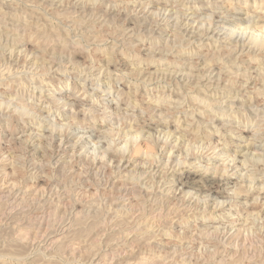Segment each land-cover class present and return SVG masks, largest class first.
<instances>
[{
  "label": "rangeland",
  "instance_id": "obj_1",
  "mask_svg": "<svg viewBox=\"0 0 264 264\" xmlns=\"http://www.w3.org/2000/svg\"><path fill=\"white\" fill-rule=\"evenodd\" d=\"M15 1V3H14ZM21 2H18V0H0V13L5 12L3 14L6 15V21L4 19L1 20L0 18V25H2V28L0 26V246L1 248H6L5 246L9 243L8 246L13 245V243H17V241H26V248L28 249V244H29V253H30V258H35L38 259L37 256L42 257L43 254L46 255H51L56 257L53 262L54 264H133L139 263L142 260V255H144V258L149 259V262L147 264H152L155 259L156 262L153 264H179L181 263L178 262L179 259L183 261V264L189 263L191 264H207L209 263V258H210V263L209 264H216L227 262L226 264H230L232 261L231 259H236V256L242 255V250L246 247L245 245L251 247V244L256 246V250H254L253 246L249 247L248 250H243L245 252L243 254V260L242 264H260L259 258H262L264 263V208L259 210V213H254V218L253 221L256 222L255 224L253 223L252 220H250L253 215H250L246 212H243L240 214L242 218L239 215H232L227 217V220L220 221V220H215L214 222L212 220L208 221L205 216H201L200 213L198 212L199 210H203L204 205H203V199L202 196L196 194L194 191L193 193L191 192V196L187 195L186 197L189 199L191 204H188V207L184 205L183 199L187 200L188 199L182 198V194L180 193L179 186L177 183V180L179 177L183 176V174L189 170V167L184 164V160L182 156L180 155V151H182L183 147L181 143L176 136L169 133L167 130L164 128H157L155 134H154V139L155 137L158 136L155 140L159 139L160 142L159 144H155L152 139L148 140V134L146 132L147 129L144 130L146 126H148L154 117V120L160 121V122H168L170 124H173V122L176 120V118H171L167 117V119L163 120L161 118L158 119L156 117L157 115L156 112L154 111L153 103L155 100H157L159 97H171V100L173 101L174 98L177 100L178 98H181L182 101L177 105L175 102L173 104V108L175 110V113L177 114L175 117L179 118L181 117V113H183L187 109V104L189 101H185V97L187 94L190 93V89H195L198 88L199 85L202 81V79H206L208 76V73H211V70H214L217 67L219 68H225L229 67L232 65H238L242 60L244 62H247L245 60H248V57L245 55L247 54L246 52V40L247 38H250L252 35L251 28L248 31L244 32V38H243V33H236L239 32L240 30L237 29L236 27L244 28L247 27L249 28L250 25L255 29L258 21L261 22L263 20L262 16L264 13L261 8L254 7L253 5V0H249L248 3H246L248 0H83V4L79 0H30L29 2L27 0H19ZM63 1V2H62ZM102 1V2H101ZM104 1V2H103ZM110 1V2H109ZM130 1V2H129ZM163 1V2H162ZM191 1V2H190ZM195 1V2H194ZM25 2V3H23ZM28 2V3H26ZM40 2V3H39ZM53 2V3H52ZM60 2V3H59ZM70 2V3H69ZM81 4H79V3ZM90 3V5L88 4ZM92 2V4H91ZM95 2V3H94ZM97 2V3H96ZM100 2V3H99ZM121 2V3H120ZM132 2V3H131ZM136 2V3H135ZM142 2V3H141ZM145 2V3H144ZM168 2V3H167ZM193 2V3H192ZM199 5H204L199 6ZM218 2V3H217ZM33 3V4H32ZM49 3V4H48ZM59 6V4H61ZM74 3V5H73ZM115 3V4H114ZM119 3V7H117ZM127 3V4H125ZM131 3V4H130ZM136 4L135 7L134 4ZM139 3V4H138ZM144 3V4H143ZM150 3V4H149ZM189 3V5H188ZM228 3V4H227ZM7 4V5H6ZM32 6H31V5ZM40 4V5H39ZM47 4V5H46ZM70 4V5H69ZM87 4V5H86ZM96 6L94 7V5ZM111 4V6L109 5ZM138 4V5H137ZM146 4V5H145ZM148 4V5H147ZM175 4V5H174ZM184 4V5H183ZM186 4V5H185ZM196 7H195V5ZM218 4V5H217ZM233 4V5H232ZM51 5V6H50ZM58 5V6H56ZM70 7H69V6ZM83 5V6H82ZM93 5V6H92ZM105 5V6H104ZM125 7H124V6ZM127 5V6H126ZM133 6L131 8V6ZM140 5V8H139ZM151 5V7H150ZM188 5V6H187ZM193 5V6H192ZM214 5V6H213ZM221 5V6H219ZM224 5V6H223ZM247 5V6H245ZM8 6V7H7ZM20 6V7H19ZM22 6V7H21ZM24 6V7H23ZM67 6V7H66ZM110 6V7H109ZM116 9H114L113 8ZM148 6V7H147ZM189 8H187V7ZM192 6V7H191ZM207 6V9H206ZM213 6V7H212ZM224 8H223V7ZM226 6V8H225ZM231 6V7H228ZM58 7V8H57ZM85 7V9H84ZM87 7V8H86ZM94 10L91 11L90 10ZM97 7V8H96ZM107 7V8H106ZM109 7V8H108ZM128 7V8H127ZM145 9H144V8ZM195 7V9H194ZM198 7V8H197ZM14 8L17 10H14ZM52 8V9H51ZM63 8V9H62ZM67 8V9H64ZM69 8V10H68ZM80 8V10H79ZM94 8V9H93ZM147 8V10H146ZM211 10H210V9ZM11 9V11H10ZM34 11H33V10ZM61 12H60V10ZM124 9V10H123ZM135 9V10H134ZM139 11H138V10ZM155 9V11H154ZM159 9V11H158ZM185 9V10H184ZM188 9V10H187ZM216 9V10H215ZM228 11H227V10ZM244 9V10H242ZM13 10V11H12ZM19 10L21 13H19ZM24 10V11H22ZM27 10V12H26ZM76 10V11H75ZM100 10V11H99ZM106 10V11H105ZM130 10V11H129ZM132 10V11H131ZM172 10V11H171ZM180 10V13H178ZM220 12L218 13L217 12ZM253 10V12H252ZM31 11V12H30ZM58 11V12H56ZM63 11V12H62ZM75 13H71V12ZM97 11V12H96ZM105 11V12H104ZM121 11V12H120ZM150 11V12H149ZM158 11V12H157ZM168 11V12H167ZM170 11V12H169ZM174 11V12H173ZM193 11V12H192ZM197 11V12H196ZM205 11V12H203ZM225 11V13H223ZM249 11V12H248ZM258 11V12H257ZM259 11H261L259 13ZM263 11V12H262ZM12 12V15H11ZM17 12V13H16ZM35 12V13H34ZM56 12V14H54ZM61 13V19H57L59 14ZM64 12H69V16L66 15L67 17H70L69 19L62 13ZM77 12V13H76ZM88 12V13H87ZM93 12L95 14L94 17L90 13ZM153 12V13H152ZM163 14H162V13ZM217 12V14L214 13ZM222 12V13H221ZM227 12V13H226ZM230 12V13H228ZM15 15H21L24 21H26L30 26L29 28H23L21 25L17 22H13L12 16ZM31 13V14H29ZM40 13V14H39ZM58 13V14H57ZM80 13L86 14L80 16ZM97 13V14H96ZM103 13V15H102ZM116 13V14H115ZM132 13V14H131ZM150 13V14H149ZM152 13V14H151ZM186 15V18L184 15ZM187 13H189L187 15ZM197 13V14H195ZM214 14L212 17H210ZM250 13V14H249ZM34 14V15H33ZM38 14V15H37ZM68 14V13H67ZM77 16L75 17V15ZM79 14V15H78ZM89 14L91 17H89ZM101 14V15H100ZM131 14V15H130ZM143 14V15H142ZM168 14V16H167ZM193 14V17L191 15ZM219 14V15H218ZM223 14V15H222ZM225 14V15H224ZM254 14V15H253ZM10 17H9V16ZM28 15V16H27ZM32 15V17H31ZM36 15V16H35ZM41 15V16H40ZM53 15V16H52ZM72 15V16H71ZM97 15V16H96ZM101 17H100V16ZM150 15V16H149ZM155 15V16H154ZM160 15V16H159ZM171 15H173L171 17ZM202 15V16H201ZM234 15V16H233ZM253 17H252V16ZM257 15V17L255 16ZM259 15V16H258ZM261 15V16H260ZM34 16V17H33ZM40 16V18H36ZM48 16V18H47ZM64 16V17H63ZM115 18H114V17ZM128 16V17H127ZM137 16V17H136ZM175 16V17H174ZM200 20H199V18ZM205 16V17H204ZM208 16V17H207ZM222 17V19L220 17ZM241 18H240V17ZM45 17V18H44ZM54 17V18H52ZM60 17V16H59ZM73 17V18H72ZM96 17V18H95ZM103 17V18H102ZM154 17V19H153ZM156 17V18H155ZM162 17V18H161ZM166 17V18H165ZM235 17V18H234ZM246 17V18H244ZM262 18V20H259ZM25 18V19H24ZM28 18V19H27ZM34 20H31L33 19ZM65 18V19H64ZM72 18V19H71ZM80 18H83L79 21ZM108 19L106 22L104 19ZM134 18V20H133ZM138 18V19H137ZM147 18V19H146ZM170 18V19H168ZM172 18V19H171ZM175 18V19H173ZM211 20H207V19ZM240 18V19H239ZM250 18V19H249ZM11 19V20H10ZM28 21H27V20ZM39 19V21L36 20ZM46 19V20H45ZM63 19V20H62ZM71 19V20H70ZM74 19L79 21L78 25ZM96 19V20H95ZM115 19V20H114ZM159 19V20H158ZM188 19V20H187ZM199 21H197V20ZM203 19V20H202ZM216 19V20H215ZM220 21H219V20ZM233 19V20H232ZM236 19V20H235ZM244 19V20H243ZM247 19V20H246ZM258 19V21H257ZM62 24H61V21ZM70 20V22H69ZM150 20V21H149ZM197 22H196V21ZM206 20V21H205ZM222 20V21H221ZM12 21V22H11ZM60 21V22H59ZM68 21V22H66ZM86 21V22H85ZM89 21V22H87ZM94 21V22H92ZM102 21V22H101ZM103 21L105 22L106 26L103 25L101 26V23L103 24ZM128 21V22H127ZM155 23H153V22ZM171 21V22H170ZM179 21V22H178ZM190 22H192L190 25ZM216 21V22H215ZM224 21V22H223ZM226 24L227 22H230ZM237 21L239 24H237ZM242 21V22H241ZM251 21V22H250ZM255 21H257L255 23ZM11 22V23H10ZM34 22H38L37 25ZM46 22V23H44ZM65 22V23H64ZM75 22V23H74ZM85 24H84V23ZM107 22H111L110 24H107ZM167 22V23H166ZM188 26H187V24ZM196 22V24H195ZM201 22V23H200ZM14 23V26H13ZM67 23V24H66ZM75 26V29L72 28ZM88 23V24H87ZM114 23V24H113ZM123 25H122V24ZM160 23V24H159ZM182 23V24H181ZM199 23V24H198ZM218 25H217V24ZM245 23V24H244ZM248 23V24H247ZM6 27H5V25ZM12 24V26H11ZM36 28L39 26V28L50 30V26L53 27L51 30L59 31L62 35L68 36V38L64 35L62 38L65 39L66 42V49L64 52L61 51L60 47H56L57 53H53L51 47H48L46 54L43 55L42 50L40 49V41L38 39L37 34H35ZM41 24H43L41 26ZM65 24V25H63ZM89 24H93V26H89ZM95 24V25H94ZM120 24V25H119ZM128 24V25H127ZM181 24V25H180ZM203 24L202 27H200ZM210 24V25H209ZM216 24L217 26H215ZM226 24V26H225ZM232 24V25H231ZM256 24V25H255ZM10 25V26H8ZM17 25V26H16ZM36 25V26H35ZM48 25V26H47ZM50 25V26H49ZM71 25V26H70ZM84 25V26H83ZM88 25V26H87ZM108 25V26H107ZM140 25V26H139ZM177 27H176V26ZM212 25V26H211ZM229 25V26H228ZM231 25V26H230ZM240 25V26H239ZM248 25V26H246ZM253 25V26H252ZM255 25V26H254ZM19 26V28H18ZM46 26V27H44ZM63 26V27H62ZM79 27L80 30L76 27ZM82 26V27H80ZM111 26V27H110ZM115 26V28H114ZM192 26V27H190ZM199 26V27H197ZM214 26L217 28L215 29ZM222 26V27H221ZM223 26L225 29L228 28V30H234L235 34L237 35H232L228 33V30L226 31V34ZM9 27L12 29L9 30ZM17 27V28H16ZM49 27V28H47ZM59 27V28H56ZM68 27V28H67ZM86 27V28H85ZM89 27V28H88ZM97 27V28H96ZM108 27V28H107ZM110 27V28H109ZM130 27V28H129ZM133 27V28H132ZM152 27V28H151ZM176 27V28H175ZM186 27V29H185ZM220 27V29H219ZM227 27V28H226ZM234 27V28H233ZM4 28V30H3ZM7 28V29H5ZM15 28V29H14ZM65 28V29H64ZM91 32H89V29ZM117 28V29H116ZM132 28V29H131ZM168 28V29H167ZM194 28V29H193ZM201 28L202 31H201ZM222 28V29H221ZM14 29V30H13ZM22 29V30H21ZM57 29V30H56ZM62 29V30H61ZM67 29V30H66ZM73 29V30H72ZM83 29V30H82ZM103 29V30H102ZM105 29V31H104ZM115 29V30H114ZM119 29H121L119 31ZM137 29V30H136ZM144 29V30H143ZM162 29V30H161ZM205 29V30H204ZM206 29H209L206 31ZM214 29V31H213ZM237 29V30H235ZM8 30V32L6 31ZM16 30V31H15ZM24 30V31H23ZM31 30V31H30ZM34 30V31H33ZM76 30V31H75ZM97 30V31H96ZM110 30V31H109ZM133 30V31H132ZM154 30V31H153ZM184 30V31H183ZM190 30V31H189ZM198 31V33L196 31ZM13 31V32H12ZM19 31V32H18ZM23 31V32H22ZM33 31V33H31ZM85 31V32H82ZM88 31V32H87ZM119 31V32H118ZM126 31V32H125ZM128 31V32H127ZM148 31V32H146ZM166 31V32H165ZM180 31V32H179ZM196 34H195V32ZM206 31V32H205ZM220 31V32H219ZM224 31V32H223ZM7 32V34H6ZM12 32V34H11ZM18 32V33H17ZM29 32V33H28ZM105 34H104V33ZM114 32V35H113ZM116 32V33H115ZM125 32V33H124ZM133 32V33H131ZM157 32V33H156ZM189 32V33H188ZM192 32V33H191ZM210 32H213L214 35H211ZM221 32H223L221 34ZM242 32V31H240ZM14 33V36L13 35ZM24 35H23V34ZM83 33V35H82ZM90 33V34H89ZM109 33H112L109 34ZM124 33V35H123ZM153 33V34H152ZM162 33V34H161ZM177 33V35H176ZM186 33V34H185ZM197 37H195L194 35ZM220 33V34H219ZM19 34V35H18ZM22 34V35H20ZM27 34V35H26ZM68 34V35H67ZM76 34V36H75ZM109 34V35H108ZM131 36H129V35ZM132 34V35H131ZM150 34V35H149ZM157 36H156V35ZM185 34V35H184ZM192 34V35H191ZM203 34V36H202ZM217 34V35H216ZM249 36H248V35ZM2 35V36H1ZM18 37H17V36ZM31 35V36H30ZM33 35V36H32ZM94 35V37H93ZM106 35V36H105ZM111 35V36H110ZM123 35V36H122ZM127 35V36H126ZM140 35V36H139ZM143 35V36H142ZM145 35V36H144ZM187 35V37H186ZM189 35H191L189 37ZM211 35V36H210ZM219 35V36H218ZM226 35V37L224 36ZM245 35L247 37H245ZM25 36V37H23ZM28 36V37H27ZM86 36H91L93 38H85ZM104 36V37H103ZM108 36V37H107ZM158 38H154V37ZM161 36V37H159ZM170 36V37H169ZM179 36V37H178ZM185 36V37H184ZM193 36V37H192ZM215 36V37H212ZM217 36V37H216ZM224 39H223V37ZM230 36V37H227ZM240 36V37H239ZM2 37V38H1ZM17 37V39H16ZM22 37V38H20ZM31 37V38H30ZM35 37V38H33ZM66 37V38H65ZM82 37V39H80ZM116 37V38H115ZM120 37V38H119ZM137 37V38H136ZM175 37V38H174ZM181 37V38H180ZM184 37V38H182ZM201 37V38H200ZM211 37V38H209ZM232 37V39H230ZM236 37V39L234 38ZM13 38V39H12ZM26 38V39H25ZM99 39L100 42L97 40L93 39ZM126 38V39H125ZM146 38V39H145ZM151 38V39H150ZM167 38V39H166ZM177 38H179L177 40ZM191 38V39H190ZM198 38V40H196ZM207 38V39H206ZM209 38V39H208ZM214 38V39H213ZM219 38V39H218ZM224 40H222V39ZM239 38V39H238ZM243 38L244 40H242ZM16 39V40H14ZM25 39V41H24ZM29 39V40H28ZM74 39V40H73ZM77 39V40H76ZM90 39V40H89ZM105 39V41H104ZM160 39V40H159ZM174 39L177 40V42L173 41ZM186 40L183 41V40ZM218 43H217V40ZM238 39V40H237ZM14 40V42L12 41ZM19 42H18V41ZM23 41V42H20ZM35 43H34V41ZM69 40V41H68ZM101 40H103L101 42ZM143 40V41H142ZM146 40V41H145ZM156 40V41H155ZM165 40V41H164ZM170 40V41H168ZM194 40V43H193ZM230 40V41H229ZM237 42H236V41ZM240 40V41H239ZM16 41V42H15ZM31 41V42H30ZM37 41L39 44H36ZM71 41V42H70ZM93 41V42H91ZM152 41V42H151ZM168 41V42H167ZM192 41V42H191ZM196 41V42H195ZM199 41V44H198ZM215 41V42H214ZM233 41V44L237 43L234 45V48L237 47L235 50L233 48V44H231ZM12 42V46H11ZM76 42V43H75ZM79 42V43H77ZM84 46H80V44ZM125 42V43H123ZM151 42V43H150ZM158 42V43H157ZM164 42V43H163ZM172 42V43H171ZM183 43L181 45L182 47L179 48L180 43ZM185 42V43H184ZM210 42V44H208ZM222 42V43H221ZM231 42V43H230ZM242 42L241 46L240 43ZM19 43V44H16ZM21 43V44H20ZM86 43L88 45H86ZM99 43V44H98ZM102 43V44H101ZM128 43V44H127ZM166 43V44H165ZM175 43V45H172ZM176 43L178 45H176ZM191 43V44H190ZM197 45H196V44ZM201 43V44H200ZM10 44V45H9ZM76 44V45H75ZM79 44V47H78ZM138 44V45H137ZM154 44V45H152ZM187 44V45H186ZM194 44V45H193ZM212 46H208V45ZM214 44V45H213ZM220 44V45H219ZM224 44V45H223ZM239 44V45H238ZM245 44V45H244ZM9 45V46H8ZM34 45V46H33ZM69 45V46H68ZM74 45V47H73ZM111 45L113 47H111ZM157 45H159L157 47ZM163 47H160V46ZM168 45V46H167ZM185 45V47H183ZM189 45V46H188ZM201 45V46H200ZM216 45V46H215ZM232 45V47L228 46ZM73 47V54L71 53L72 51L69 50L71 56L69 55L68 49H71L69 47ZM77 46V48H76ZM110 46V47H109ZM115 46V47H114ZM153 47V50L151 49ZM165 46V47H164ZM167 46V47H166ZM172 46V48H170ZM175 46V47H174ZM187 46V47H186ZM215 46V47H214ZM10 49H9V48ZM84 47V49H83ZM124 47V48H123ZM130 47V48H129ZM132 47V48H131ZM189 47V48H188ZM192 47V48H191ZM205 47V48H204ZM230 49H228V48ZM244 47V48H243ZM18 48V49H17ZM80 49V51L78 50ZM104 48V49H103ZM113 48V49H112ZM128 48V50H127ZM137 48V51L135 50ZM144 48V49H143ZM147 48V49H146ZM151 50H150V49ZM155 48V50H154ZM161 49L163 52L162 55L164 58L162 59L161 57V51L157 49ZM182 48V49H181ZM195 48V49H194ZM200 48V49H199ZM216 48V50H215ZM221 48V49H219ZM232 48V49H231ZM240 48V50H238ZM243 48V49H242ZM14 49H15V54H14ZM39 49V50H37ZM75 49V50H74ZM86 52V54H83V50ZM121 49V50H120ZM133 50L132 52H129L130 50ZM171 49L170 53H168V50ZM178 49L180 51H178ZM190 49V51L188 50ZM194 49V51H193ZM208 51H206V50ZM212 49V50H211ZM228 49V50H227ZM234 49V50H233ZM245 49V50H244ZM3 52H2V51ZM13 50V51H12ZM18 50V51H17ZM20 50L24 51L22 53ZM36 50V51H35ZM98 50V51H97ZM102 50V51H101ZM107 50V51H106ZM109 50V51H108ZM111 50V51H110ZM115 50V51H113ZM118 50V51H117ZM135 50V51H134ZM157 50V51H156ZM173 50V51H172ZM175 50V51H174ZM195 50H197L195 52ZM209 50L212 51L213 54H215L214 51L220 52L217 55H213L211 52L209 53ZM233 50L234 52L237 51V54L233 53L232 56H227L223 55L226 54L227 51ZM242 50V52H241ZM6 51V52H5ZM61 51V52H60ZM77 51V53H75ZM153 51V52H152ZM167 51V52H166ZM226 53H225V52ZM239 51L241 53H239ZM9 52V53H8ZM10 52H13L12 55ZM17 52V53H16ZM41 52V53H40ZM83 52V53H82ZM104 52V55H102ZM115 52V53H114ZM129 52V53H128ZM156 52V53H155ZM179 52V53H177ZM181 52V53H180ZM183 52V53H182ZM193 52V53H192ZM197 53V54H194ZM200 52V53H198ZM217 52V53H218ZM224 52V53H223ZM54 55H53V54ZM65 56H64V54ZM80 53V54H79ZM110 53V55H109ZM111 53H114L112 56ZM147 53V54H146ZM165 53V55H164ZM167 53V54H166ZM188 53V54H187ZM210 54V57L205 54ZM244 53V54H243ZM8 54V55H7ZM18 54V55H17ZM28 54V55H27ZM48 54V55H47ZM63 56H61V55ZM75 54V55H74ZM88 54L87 58L85 57ZM126 54V55H125ZM153 54V55H152ZM156 54V55H155ZM170 54V55H169ZM175 54V55H174ZM177 54V55H176ZM180 56H179V55ZM185 54V55H184ZM203 54V56H202ZM225 57L222 58V55ZM26 55V56H25ZM31 55V56H30ZM33 55V56H32ZM41 55L43 57H41ZM47 55V56H46ZM69 55V56H68ZM75 57H73V56ZM85 55V56H84ZM91 55V56H90ZM106 55L108 57H106ZM116 55V56H115ZM190 55V56H189ZM205 55V57H204ZM213 55V56H212ZM237 55V56H236ZM4 56V57H3ZM17 56V58H16ZM56 56V57H54ZM61 58H60V57ZM84 56V57H83ZM128 56V57H127ZM138 56V57H137ZM140 56V57H139ZM153 56L155 58H153ZM166 56V57H165ZM187 56V57H186ZM201 56V57H200ZM219 56V57H217ZM222 60H221V58ZM236 56V57H235ZM31 57V58H30ZM38 57V58H37ZM41 57V58H40ZM69 57L72 58L69 60ZM113 57L112 59H110ZM161 57V60L163 62H160L161 60L158 58ZM182 60H181V58ZM214 57V58H213ZM229 59H228V58ZM240 57V58H239ZM44 58V59H43ZM52 58V59H51ZM54 58V59H53ZM64 58V59H63ZM83 58V59H82ZM90 58V60H89ZM93 58V59H92ZM108 58V59H107ZM138 58V59H137ZM141 58V59H140ZM153 58V59H152ZM157 60L155 61L154 59ZM184 58V59H183ZM198 58V59H197ZM207 58V59H206ZM211 58V60L209 59ZM214 61H213V59ZM234 58V59H233ZM235 58L237 60H235ZM242 58V60H240ZM8 59V60H7ZM11 59V60H10ZM15 59V60H13ZM30 59V60H29ZM51 61H50V60ZM62 59V60H60ZM104 59V60H103ZM110 59V60H109ZM114 59V60H113ZM132 59V60H131ZM153 61H152V60ZM218 59V60H217ZM226 59V60H224ZM233 59V61H232ZM4 60V61H3ZM18 60V61H17ZM27 60V61H26ZM44 60V61H43ZM54 60V61H52ZM77 60V62L75 61ZM87 60V61H86ZM112 60V62H111ZM137 60V62H136ZM140 60V61H139ZM176 60V61H174ZM184 60V61H183ZM228 60V61H227ZM240 62H239V61ZM7 61V62H5ZM56 61V62H55ZM57 61H60L59 63ZM66 61V62H65ZM91 61V62H89ZM111 64H108L109 62ZM145 61V62H144ZM152 61V62H151ZM159 61V62H158ZM165 61V63H164ZM174 61V63L172 62ZM182 61V64H181ZM202 61V63H201ZM214 63H212V62ZM223 61V62H222ZM231 61L234 63L231 65ZM237 61V62H236ZM16 62V64H15ZM18 62V63H17ZM36 62V63H35ZM39 64H38V63ZM46 62V63H45ZM116 62V63H115ZM132 62V63H131ZM142 62V64H141ZM171 62V63H170ZM176 62V63H175ZM180 64H179V63ZM189 62V63H188ZM209 62V63H208ZM217 62V64H216ZM220 62V63H219ZM228 62L230 64H228ZM242 61V63H244ZM42 63V64H40ZM45 63V64H44ZM79 63V64H78ZM136 63V64H135ZM152 63V64H150ZM161 65H158L160 64ZM164 63V64H163ZM168 63V64H167ZM178 63V64H177ZM187 64V67L184 64ZM201 63V65H200ZM207 65H204V64ZM211 63V64H210ZM223 65H222V64ZM228 65H227V64ZM240 63L239 65H241ZM9 64V65H8ZM47 64L49 66H47ZM60 64V66H59ZM63 64V65H62ZM78 64V66H76ZM81 64V65H80ZM86 64V65H85ZM140 64V65H139ZM157 64V65H156ZM174 64V66H173ZM191 66H190V65ZM197 64V66H196ZM203 64V65H202ZM211 66H210V65ZM34 65V66H33ZM45 65V66H44ZM51 65V66H50ZM75 65V66H74ZM155 65V66H152ZM179 65V66H178ZM200 65V66H198ZM222 67H221V66ZM238 65V66H239ZM253 65V64H252ZM248 65L246 67H249L246 71L243 70L244 72H248L247 74H252L255 75L259 72H257V68ZM264 66V61L261 62L260 67ZM19 66V67H18ZM44 66V67H43ZM59 66V67H58ZM94 66V67H93ZM105 66V67H104ZM108 66V67H107ZM139 66V68H136ZM142 66V67H141ZM158 66V67H157ZM178 66V67H177ZM188 66L190 68H188ZM206 66V67H205ZM38 67V68H37ZM46 67V68H45ZM49 67V69H47ZM51 67V68H50ZM79 70H78V68ZM87 67V68H86ZM91 67V68H90ZM95 69H93V68ZM151 67V68H150ZM157 67V68H154ZM177 67V68H176ZM180 67V68H179ZM201 67V69H200ZM208 67V68H207ZM212 67V69H211ZM245 67V66H244ZM254 67V68H253ZM4 70H2V69ZM24 68V69H23ZM41 68V69H40ZM45 68V69H44ZM61 68V69H60ZM99 68V69H98ZM105 68V69H104ZM136 68V69H135ZM153 68V70H152ZM163 68V69H162ZM185 70H184V69ZM194 68V70L192 69ZM199 68V69H198ZM207 68V69H206ZM214 68V69H213ZM252 68L254 70H252ZM31 69V70H30ZM43 69V70H42ZM75 69V70H74ZM89 69V70H88ZM103 69V70H102ZM176 69V70H175ZM241 69H244L243 67ZM256 69V71H255ZM2 70V71H1ZM59 70V71H58ZM68 70V72L66 71ZM70 70V71H69ZM72 70V71H71ZM101 71V73H99ZM114 72H112V71ZM118 70V71H117ZM140 70V71H139ZM152 74H150V72ZM170 72H169V71ZM174 70V71H172ZM181 72H180V71ZM193 70V71H192ZM202 70V71H201ZM261 71L264 73V71ZM5 71V73H4ZM8 71V72H7ZM44 71V72H43ZM84 71V72H83ZM99 71V72H98ZM108 71V72H107ZM138 71V73H137ZM145 71V72H144ZM183 71L187 72L185 75H190L193 76L187 78H182ZM189 71V72H188ZM198 71V73H196ZM201 71V72H200ZM233 71L236 72V69ZM243 71H241L243 73ZM252 71V72H250ZM253 71L255 73H253ZM7 72V73H6ZM116 72V73H115ZM122 72V73H121ZM149 72V74H148ZM157 72V73H156ZM163 72H168L165 73L166 75L162 74ZM172 72V73H171ZM193 72V73H192ZM52 73V74H51ZM95 75H94V74ZM105 73V74H104ZM109 73V75H108ZM118 73V74H117ZM157 75H156V74ZM171 73V74H170ZM176 73V76L173 77V74ZM182 73V74H181ZM209 73V75H210ZM83 74V75H82ZM101 74V75H100ZM115 74V75H114ZM131 74V75H130ZM137 74V75H136ZM146 74V75H145ZM155 74V75H154ZM159 74V75H158ZM179 74V76H177ZM203 74V75H202ZM207 75L204 77V75ZM214 74V72L212 73ZM3 75V76H2ZM76 75V76H75ZM92 75V76H91ZM100 75V76H99ZM120 76L121 79H120ZM141 75L144 76L141 78ZM163 75L164 78L163 79ZM169 75V76H168ZM171 75V76H170ZM232 75H235L234 73ZM231 75V77H232ZM96 76H98L96 79ZM103 76V77H102ZM106 76V77H105ZM139 78H138V77ZM145 76L147 78H145ZM155 76V77H154ZM160 76V78L156 77ZM162 76V77H161ZM181 76V77H180ZM195 76V77H194ZM202 76V77H200ZM109 77V78H107ZM135 77V78H134ZM151 77L153 80H151ZM170 80H168L169 78ZM176 77V78H175ZM202 78L201 80L199 79ZM254 77V76H253ZM92 78V79H91ZM104 78V79H102ZM138 78V79H137ZM154 78H156L154 80ZM162 78V79H161ZM175 78V79H174ZM191 78V79H190ZM195 79L193 82V79ZM222 82L225 83V80L229 79L227 76H225L226 79H224V75L222 77ZM4 79V80H3ZM87 79V80H86ZM112 79V80H111ZM120 79V80H119ZM142 79V80H141ZM145 79V80H144ZM161 79V80H160ZM174 79V80H173ZM179 79V80H177ZM181 79V80H180ZM189 79V80H188ZM3 80V81H2ZM92 80H96L93 81ZM122 80V81H121ZM144 80V81H143ZM147 80V82H146ZM163 80V81H162ZM178 81L177 85L176 82L173 81ZM224 80V81H223ZM112 81V82H111ZM151 83H150V82ZM168 83L169 81L170 85L165 83ZM180 81V82H179ZM190 81V82H189ZM192 81V82H191ZM198 83H197V82ZM200 81V82H199ZM213 81V80H212ZM16 82V83H14ZM87 82V83H86ZM146 82V84H145ZM158 82V83H157ZM163 82V83H162ZM183 82V86L181 83ZM186 82V83H185ZM188 82V83H187ZM100 83V84H98ZM103 85H102V84ZM157 83V84H156ZM179 83V84H178ZM191 85H190V84ZM205 83V82H204ZM208 83V85H207ZM129 84V85H128ZM187 84V85H186ZM99 85V86H98ZM111 85L113 87H111ZM143 85V86H142ZM161 85V86H159ZM163 85V86H162ZM165 85V86H164ZM173 85V86H172ZM182 87H181V86ZM205 86L208 87V90L212 89L211 91H214L216 87H218L216 84H211L209 81H207ZM216 85V86H215ZM110 86V87H109ZM138 86V87H137ZM145 86V87H144ZM147 86V87H146ZM155 86V88H154ZM167 86V87H166ZM180 88H179V87ZM187 86V87H186ZM190 86V87H189ZM48 87V88H47ZM80 87V88H79ZM109 87V88H108ZM149 87V88H148ZM166 87V88H165ZM177 87L179 89H177ZM192 87V88H191ZM45 88V89H43ZM74 88V89H73ZM130 88V89H129ZM141 88V89H140ZM168 88V89H167ZM174 88V90H173ZM177 91H176V89ZM188 88V89H187ZM41 89V90H40ZM78 89V90H77ZM113 89V90H112ZM126 89V90H125ZM137 89V90H136ZM145 89V91H144ZM150 89V90H149ZM155 89V90H154ZM163 89V90H162ZM185 91L183 92V90ZM81 90V91H80ZM84 90V91H83ZM88 90V91H87ZM136 90V91H135ZM149 90V91H148ZM165 90V91H164ZM168 90V92H167ZM189 90V91H188ZM18 91V92H17ZM49 91V92H48ZM92 91V92H91ZM108 91V92H107ZM118 91V92H117ZM130 91V92H129ZM148 91V92H146ZM166 93H164V92ZM171 91V92H170ZM95 92V93H94ZM135 92V93H133ZM145 92V93H144ZM179 92V93H178ZM186 92V93H185ZM86 93V94H85ZM119 93V95H118ZM133 95H132V94ZM168 93V94H167ZM175 93V94H174ZM108 94V95H107ZM124 94V95H123ZM126 94L128 97H126ZM171 94V95H170ZM41 95V96H39ZM98 95V97H97ZM101 95V96H100ZM123 97H122V96ZM158 95V97L156 96ZM176 95V96H175ZM185 96V97H181ZM100 97V98H99ZM119 97V98H118ZM134 97V98H133ZM152 97V98H151ZM178 97V98H177ZM65 98V99H64ZM118 98V99H117ZM124 98V99H123ZM126 98V100H125ZM129 98V99H127ZM151 98V99H150ZM157 98V99H156ZM177 98V99H176ZM59 99V101H58ZM67 99V100H66ZM114 99V100H113ZM10 100V102H9ZM22 100V102L20 101ZM130 100V101H129ZM135 100V101H133ZM260 102H263L264 99L259 98L258 99ZM40 101V103H39ZM58 101V102H57ZM71 106H70V103ZM80 103H79V102ZM126 101V102H125ZM129 101V102H127ZM2 102V103H1ZM15 102V103H14ZM60 102V103H59ZM99 102V103H98ZM119 102V103H116ZM132 104H131V103ZM135 104L133 105V103ZM137 102V103H136ZM20 105H19V104ZM55 103V104H53ZM69 103V104H67ZM24 106H22V105ZM60 104V105H59ZM104 104V105H103ZM107 104V105H106ZM64 105V106H63ZM68 105V106H67ZM114 105V106H113ZM118 105V106H117ZM11 106V107H10ZM38 106V107H37ZM70 106V107H69ZM80 106V107H79ZM130 106V107H129ZM134 107V109H132ZM150 106V107H149ZM175 106V107H174ZM9 107V108H8ZM21 107V108H20ZM33 107V108H31ZM72 107V108H71ZM82 107V108H81ZM104 107V108H103ZM110 107V108H109ZM180 107V109H179ZM185 107V108H184ZM5 108V109H4ZM65 110H64V109ZM67 108V109H66ZM84 108V109H83ZM87 110H86V109ZM97 108V109H96ZM18 111H17V110ZM21 109V110H19ZM35 109V110H34ZM78 109V110H77ZM26 110V111H25ZM51 110V111H50ZM107 110V111H106ZM124 112H123V111ZM128 110V111H127ZM178 110H180L178 112ZM184 110V111H183ZM35 111V112H34ZM49 111V112H48ZM79 111V112H78ZM96 111V112H95ZM104 111V112H103ZM153 111V112H152ZM26 112V113H24ZM83 112V113H82ZM94 112V113H93ZM129 114H128V113ZM30 113V114H29ZM32 113V114H31ZM107 113V114H106ZM116 113V114H115ZM123 113V114H122ZM150 113V114H148ZM155 113V114H154ZM20 114V116L18 115ZM22 114V115H21ZM36 114V115H35ZM109 114V115H108ZM112 114V115H111ZM115 114V116H114ZM119 114V115H118ZM126 114V115H125ZM180 114V115H179ZM28 115V116H27ZM31 115V116H30ZM43 115V116H42ZM60 115V116H59ZM84 115V116H83ZM93 115V116H92ZM122 115V116H121ZM129 115V116H128ZM38 116V118H37ZM87 116V117H86ZM96 116V118H95ZM103 116V118H102ZM108 116V117H106ZM113 116V117H112ZM150 116V117H149ZM42 117V118H41ZM112 117V118H111ZM141 117V118H140ZM152 117V119H151ZM30 118V119H29ZM46 118V119H45ZM102 118V119H101ZM106 118V119H104ZM118 118V119H117ZM124 118V119H123ZM135 118V119H133ZM139 118V120H138ZM41 119V120H40ZM43 119V120H42ZM73 119V120H72ZM86 119V120H85ZM96 119V120H95ZM104 119V120H103ZM171 119V120H170ZM175 119V120H174ZM56 120V121H55ZM75 120V121H74ZM93 120V121H92ZM106 120V121H105ZM122 120V121H121ZM151 122H150V121ZM163 120V121H162ZM90 121V122H89ZM145 121V122H144ZM149 121V122H148ZM172 121V122H171ZM70 122V123H69ZM75 122V123H74ZM84 122V123H83ZM89 122V123H88ZM119 122V123H118ZM121 122V123H120ZM144 122V123H142ZM147 122V123H146ZM63 123V124H62ZM83 123V124H82ZM107 123V124H106ZM128 123V125H127ZM132 123V125H131ZM149 123V124H148ZM52 124V125H51ZM56 124V125H55ZM62 124V125H60ZM67 124V125H66ZM70 124V125H69ZM86 124V125H85ZM91 124V125H90ZM119 124V125H118ZM147 124V125H146ZM49 125V126H47ZM58 125V126H57ZM72 125V126H71ZM77 125V126H76ZM141 125V126H140ZM144 125V126H143ZM52 126V127H51ZM64 126V127H62ZM114 126V127H113ZM143 128L141 129V127ZM38 127V128H37ZM108 127V128H107ZM52 128L53 131H52ZM61 128V129H60ZM99 128V129H98ZM22 129V130H21ZM108 129V130H107ZM125 129V130H124ZM134 129V130H133ZM137 129V130H136ZM62 130V132H61ZM103 130V131H102ZM127 130V131H126ZM132 130V131H131ZM139 130V131H138ZM49 131V133H48ZM88 131V132H87ZM105 131V132H104ZM109 131V132H108ZM112 131V132H111ZM114 131V132H113ZM122 131V132H121ZM130 131V132H129ZM133 131H136L138 133H135ZM163 131V132H162ZM165 131V132H164ZM55 132V133H54ZM90 132V133H89ZM108 132V134H107ZM128 132V133H126ZM143 132V133H142ZM163 134H161V133ZM167 132V133H166ZM44 133V134H43ZM59 133V134H58ZM61 133V134H60ZM87 133V134H86ZM111 133V134H109ZM121 133V134H120ZM131 133V134H129ZM158 133V135H157ZM165 133V134H164ZM31 134V135H30ZM41 136H40V135ZM43 134V135H42ZM52 134V135H51ZM92 136H91V135ZM114 134V135H113ZM136 134V135H135ZM170 134V135H169ZM61 135V136H60ZM71 135V136H70ZM127 135V137H126ZM132 135V136H131ZM157 135V136H155ZM166 135V136H164ZM44 136V137H42ZM45 136L47 139H45ZM78 136L79 140H78ZM161 136H163L161 138ZM170 136V137H169ZM13 137V138H12ZM20 137V138H19ZM117 137V138H116ZM169 137V138H168ZM107 138V139H105ZM128 138V139H127ZM132 138V140H131ZM138 141H137V139ZM143 140H142V139ZM175 138V139H174ZM30 141H29V140ZM32 139V140H31ZM51 139V140H50ZM53 139V140H52ZM56 139V140H55ZM69 139V140H68ZM77 141H76V140ZM115 139V141H114ZM147 139V140H146ZM162 139V140H161ZM13 140V141H12ZM15 140V141H14ZM37 140V141H36ZM39 140V141H38ZM46 140V141H45ZM59 140V141H58ZM95 140V141H94ZM98 140V141H96ZM106 142H105V141ZM121 140V141H120ZM128 140V141H127ZM136 142H135V141ZM146 140V141H145ZM171 146H178L180 147L176 148L173 150L172 153H167L168 157L165 155H162L160 149L161 146L164 145L163 141L167 142ZM173 140L175 143H173ZM32 141V142H31ZM54 141V142H53ZM69 141V142H68ZM76 141V142H75ZM83 141V142H82ZM134 141V142H131ZM150 141V142H148ZM153 143H152V142ZM179 141V142H177ZM28 142V143H27ZM60 142V143H58ZM62 142V143H61ZM66 142V143H65ZM79 142V143H78ZM22 143V144H21ZM65 143V144H64ZM73 143V144H72ZM77 143V144H75ZM112 143V144H109ZM152 143V144H151ZM60 144V145H59ZM115 144V145H114ZM155 144V145H154ZM162 144V145H161ZM174 144V145H172ZM32 145V146H31ZM37 145V147H36ZM41 145V146H40ZM57 145V146H56ZM63 145L65 147H63ZM68 145V146H67ZM73 145V146H72ZM75 145V146H74ZM78 145V146H77ZM31 146V147H30ZM45 146V147H44ZM52 146V147H51ZM115 146V147H114ZM134 146V147H133ZM175 146V147H176ZM41 147V148H40ZM74 147V148H73ZM105 147H108L104 149ZM131 147V148H129ZM44 148V150H43ZM102 148V149H101ZM111 148V149H110ZM116 153L114 152L115 149ZM124 148V149H122ZM160 148V149H158ZM54 149V150H53ZM72 149V150H71ZM80 149V150H79ZM104 149V150H103ZM110 149V150H109ZM122 149V151H120ZM158 149V150H157ZM179 149V150H178ZM113 150V151H112ZM128 150V151H127ZM169 150V149H168ZM34 151L36 153H34ZM45 151V152H44ZM59 151V152H58ZM75 151V152H74ZM108 151V152H107ZM120 154H118L119 152ZM131 151V152H130ZM158 151V152H157ZM160 151V152H159ZM125 154H122L124 153ZM151 152V153H150ZM154 152L156 154H154ZM55 153V154H54ZM72 153L74 155H72ZM114 153V154H113ZM132 153V154H131ZM154 154L153 157L151 154ZM159 153V154H158ZM178 153V154H177ZM182 153V152H181ZM99 154V156H98ZM166 154V155H167ZM42 155V156H41ZM64 155V156H63ZM105 155V158H103ZM147 155L149 156V160ZM157 155V156H156ZM177 155V156H176ZM181 157H180V156ZM31 156V157H30ZM62 156V157H61ZM94 156L96 158H94ZM102 158H101V157ZM176 156V157H175ZM10 157V158H9ZM60 157V158H59ZM124 160L130 159V162L134 164H139V166H135V172H131L129 175L127 173V176H131V179L126 176L124 173L125 169L122 167V163L120 162V158H123ZM131 157V158H130ZM161 157V158H158ZM171 157V158H170ZM55 158V159H54ZM58 158V159H57ZM70 158V159H69ZM116 158V159H115ZM144 158V160H143ZM151 158V159H150ZM153 158V159H152ZM156 158V160H155ZM103 159V160H102ZM172 159V160H171ZM32 160V161H31ZM56 160V161H55ZM68 162H67V161ZM139 160V161H138ZM147 160V161H146ZM155 160V161H152ZM166 164L165 168L163 167L164 164ZM178 160V162H177ZM179 160L183 162H179ZM36 161V162H35ZM38 161V162H37ZM100 161V162H99ZM102 161L104 163H102ZM112 161V162H111ZM152 161V162H151ZM158 161V162H157ZM6 162V163H5ZM14 162V165L12 164ZM29 162V163H28ZM67 162V163H66ZM136 162V163H134ZM161 164H160V163ZM23 163V164H22ZM95 163V165H94ZM143 165L141 167V164ZM152 163V164H151ZM157 163V164H156ZM159 163V164H158ZM181 165H180V164ZM27 164V165H26ZM169 164V165H168ZM175 166H174V165ZM185 166H184V165ZM60 165V166H59ZM103 165V166H102ZM119 165V166H118ZM121 165V166H120ZM163 165V166H162ZM173 165V166H172ZM2 166V167H1ZM14 166V168H13ZM26 166V167H25ZM42 166V167H41ZM52 166V167H51ZM91 166V167H89ZM147 168H146V167ZM156 166V167H155ZM171 166V167H170ZM54 167V168H53ZM62 167V168H61ZM74 167V168H73ZM139 167V168H138ZM158 167V168H157ZM163 167L164 169L162 170ZM176 167V168H175ZM66 168V169H65ZM99 168V169H98ZM117 168V169H116ZM157 168V169H156ZM63 169V170H61ZM140 169V170H139ZM144 169V170H143ZM151 169V170H150ZM41 170V171H40ZM69 170V171H68ZM98 170V171H97ZM105 170V173H104ZM143 170V171H142ZM157 170V171H156ZM162 170V171H161ZM31 171V172H30ZM34 171V172H33ZM62 171V172H61ZM66 171V172H65ZM93 171V172H92ZM118 171V173H117ZM146 171V172H145ZM96 172V173H94ZM111 172V173H110ZM115 172V173H114ZM138 172V173H137ZM143 172V173H141ZM34 173V174H33ZM37 173V174H36ZM100 173V174H99ZM153 173V174H152ZM158 173V174H157ZM33 174V175H32ZM98 174V175H97ZM104 174V176L102 175ZM107 174H111L108 175ZM146 174V175H145ZM163 174V175H162ZM134 175V176H133ZM165 175V178H163ZM106 176V177H105ZM124 176V177H123ZM144 176V177H143ZM152 176V177H151ZM167 176V177H166ZM104 177V178H103ZM121 177V178H120ZM131 181L129 182V180ZM140 177L137 181V178ZM147 177V178H146ZM150 177V178H149ZM172 177V178H171ZM48 178V179H47ZM51 178V179H50ZM103 178V179H102ZM108 178V179H107ZM126 178V180H124ZM159 178V179H158ZM161 178V179H160ZM171 178V179H170ZM178 178V179H177ZM29 179V180H28ZM105 179V180H104ZM111 179V180H110ZM115 179V180H114ZM119 181H118V180ZM133 179V180H132ZM136 179V180H135ZM121 180V181H120ZM123 180V181H122ZM153 180V181H152ZM159 180V181H158ZM162 180V181H161ZM173 180V181H172ZM176 180V181H175ZM126 181V182H125ZM135 181V182H134ZM144 181V182H142ZM155 181V182H154ZM7 182V183H6ZM14 182V183H13ZM112 182V183H111ZM114 182V183H113ZM119 182V184H117ZM125 182V183H124ZM129 182V183H128ZM169 182V183H168ZM171 182V183H170ZM175 184H174V183ZM20 183V184H19ZM34 183V184H33ZM132 185H131V184ZM142 183L144 185H142ZM146 183V184H145ZM153 183V184H151ZM177 183V185H176ZM37 184V185H36ZM46 184V185H45ZM54 184V185H53ZM58 184V185H57ZM116 184V185H115ZM122 184V185H121ZM132 187L129 189V187ZM161 184V185H160ZM4 185V186H3ZM18 185V186H16ZM34 185V186H33ZM36 185V186H35ZM42 185V186H41ZM60 185V187H59ZM64 185V186H62ZM105 185V186H104ZM113 185V186H112ZM121 185V186H120ZM140 185V186H139ZM148 187H146V186ZM149 185V186H148ZM154 185V186H153ZM172 185V186H171ZM51 186V187H50ZM56 186V187H55ZM178 186V187H177ZM29 187V188H28ZM46 187V188H45ZM51 189H50V188ZM53 187V188H52ZM58 187V188H57ZM128 187V188H127ZM153 187V188H152ZM157 187V188H156ZM175 187V189H173ZM232 187V188H231ZM88 188V189H87ZM98 188V189H97ZM110 188V189H109ZM113 188V189H112ZM115 188V189H114ZM122 190H121V189ZM24 189V190H23ZM47 189V190H46ZM112 189V190H111ZM119 189V190H118ZM126 189V191L124 190ZM129 189V190H128ZM148 189V190H146ZM158 189V190H157ZM169 189V190H167ZM173 189V190H172ZM178 189V190H176ZM227 189H233L232 185H228ZM44 190V191H43ZM66 190V191H65ZM90 191L87 193V191ZM96 190V193H95ZM114 190V191H113ZM123 194H122V192ZM128 190V191H127ZM138 192H137V191ZM166 190V191H165ZM10 191V192H8ZM12 191V192H11ZM17 191V192H16ZM19 191V192H18ZM25 191V193L23 192ZM39 191V192H37ZM68 191V192H67ZM109 191V192H108ZM119 191V192H116ZM130 191V192H129ZM15 192V193H14ZM66 192V193H65ZM108 192V194H107ZM113 192V193H111ZM125 192V193H124ZM168 192V193H167ZM22 193V194H21ZM94 193V194H93ZM103 196H102V194ZM111 193V194H110ZM131 193V194H129ZM2 194V195H1ZM9 194V195H7ZM31 194V195H30ZM34 194V195H33ZM43 194V195H42ZM95 196H93V195ZM97 194H101L100 196ZM120 194V195H119ZM142 194V195H141ZM145 194V195H144ZM166 194V195H165ZM196 194V196H195ZM4 195V196H3ZM7 195V196H6ZM16 195V196H15ZM55 195V196H54ZM124 195V196H123ZM128 195V196H127ZM148 195V196H147ZM157 195V196H156ZM170 195V196H169ZM179 195V196H178ZM182 195V196H181ZM199 197H198V196ZM3 196V197H2ZM11 196H13L11 198ZM22 199H21V197ZM24 196V197H23ZM36 196V198H35ZM89 196V197H88ZM93 198H90L92 197ZM106 196V197H105ZM130 196V197H129ZM141 196V197H140ZM150 196V198H149ZM155 196V197H154ZM167 196V197H165ZM180 198H178V197ZM189 196V197H188ZM194 196V197H193ZM8 197V198H7ZM10 197V198H9ZM51 197V198H50ZM103 197V198H102ZM111 197V198H110ZM134 197V198H133ZM145 197V198H143ZM196 197V198H195ZM116 198V199H115ZM137 198V199H136ZM148 198V199H147ZM168 198V199H167ZM195 198V200H194ZM202 200V202L199 200ZM20 199V200H19ZM24 199V200H23ZM53 199V200H52ZM93 199V200H92ZM110 199V200H109ZM150 199V200H149ZM162 199V200H161ZM164 199V200H163ZM168 201H167V200ZM193 199V200H192ZM198 199V200H197ZM44 200V201H43ZM52 200V201H51ZM106 200V201H105ZM112 200V201H111ZM120 200V201H119ZM143 200V201H142ZM166 200V201H165ZM182 200V201H181ZM21 201V202H20ZM46 201V202H45ZM104 201V202H103ZM157 201V202H156ZM180 201V202H179ZM193 201L195 204H193ZM200 201V202H199ZM33 202V203H32ZM45 202V203H44ZM109 202V203H108ZM114 202V203H113ZM117 202V203H116ZM133 204L130 205L129 204ZM140 202V203H138ZM165 202V203H164ZM42 203V204H41ZM44 203V205H43ZM122 203H124V206L122 208ZM153 203V204H152ZM155 203V204H154ZM175 204V207L172 204ZM178 203V204H177ZM182 207H181V205ZM197 203V204H196ZM200 203V204H199ZM201 203L203 206H201ZM33 204V205H32ZM42 206H41V205ZM49 204V206H48ZM110 204V205H109ZM129 204V205H128ZM144 204V205H143ZM147 204V205H146ZM163 204V205H162ZM52 205V206H51ZM82 205V206H81ZM90 205V206H89ZM100 205V207H99ZM110 207H109V206ZM137 205V208H136ZM139 205L140 208L138 207ZM155 205V206H154ZM179 205V206H178ZM200 205V206H199ZM38 206V207H37ZM48 206V207H47ZM58 206V207H57ZM85 206V207H84ZM87 206V207H86ZM98 206V207H97ZM136 209H134L133 207ZM151 206V207H149ZM159 206V207H158ZM170 206V208H169ZM186 206V208H185ZM194 207V209L192 208ZM33 207V208H32ZM44 207V208H43ZM83 207V208H82ZM90 207V208H89ZM93 207V208H91ZM109 207V209H108ZM115 207V208H114ZM131 209H129V208ZM146 207V208H145ZM154 207V208H153ZM181 210H179V208ZM203 207V208H201ZM42 208V209H40ZM52 208V209H51ZM117 208V209H116ZM133 208V209H132ZM143 209L142 214L141 210ZM156 208V209H155ZM162 210H161V209ZM175 208V209H174ZM188 208V209H187ZM199 210H198V209ZM2 209V211H1ZM40 209V210H39ZM90 209V210H89ZM100 209V210H99ZM123 209V210H120ZM140 211H139V210ZM151 209L152 211H150ZM160 209V210H158ZM164 209V210H163ZM168 209V210H167ZM178 209V210H177ZM196 209V210H195ZM38 210V211H37ZM60 210V211H59ZM81 210V211H79ZM88 210V211H87ZM92 210V211H91ZM98 210L100 212H98ZM126 210L130 213H125ZM132 210V212H131ZM183 212H185V214ZM192 212H191V211ZM195 210V212L193 211ZM34 211V212H33ZM36 211V212H35ZM102 211V212H101ZM111 211V212H110ZM115 211V212H114ZM157 211V212H156ZM168 211V212H167ZM188 211V213H186ZM28 212V213H27ZM51 212V213H50ZM90 212V213H89ZM95 212V213H94ZM107 212V214H106ZM113 212V213H112ZM118 214H117V213ZM120 212V213H119ZM160 212V213H159ZM166 214H165V213ZM191 212V214L189 213ZM196 214H194V213ZM84 213V214H83ZM89 213V214H88ZM101 213V215H100ZM199 213V214H198ZM245 213V214H244ZM53 214V215H52ZM58 214V215H57ZM77 214V215H75ZM92 214V215H91ZM98 216H97V215ZM112 214V215H111ZM159 218H158V215ZM164 214V216H163ZM169 216H168V215ZM198 214V215H197ZM256 214V216H255ZM261 214V215H260ZM2 215V216H1ZM36 215V217H35ZM52 215V216H51ZM63 215V216H62ZM96 217H95V216ZM118 217L115 218L114 217ZM121 215V216H120ZM125 215V216H122ZM176 215V216H175ZM178 215V216H177ZM189 215V216H186ZM193 215V216H192ZM247 215V216H246ZM5 216V219H4ZM78 216V217H77ZM120 216V217H119ZM140 218L138 219V217ZM143 216V217H141ZM155 216V217H154ZM162 216V217H161ZM172 216V217H171ZM186 216V217H183ZM192 216V217H191ZM200 216V217H199ZM216 216V214H215ZM246 216V217H245ZM249 216V217H248ZM252 216V217H251ZM35 217V218H34ZM89 217H94V218H89ZM98 217V218H97ZM105 217V218H104ZM111 217V218H110ZM130 217L131 220V225H130V220H126V218ZM132 217V218H131ZM137 217V220H136ZM148 217V218H147ZM175 217V219H174ZM178 217V218H177ZM182 217V218H180ZM240 217V218H238ZM251 217V218H250ZM70 218V219H69ZM78 220L76 221V219ZM86 219V222L84 220ZM115 218V219H114ZM122 218L125 220V223L128 224L126 225L123 223ZM146 218V219H144ZM157 218V219H156ZM161 218V219H160ZM187 221H184L185 219ZM193 218V219H192ZM231 218L232 221L233 219H236L235 225L231 224ZM245 218V219H244ZM249 218V220L247 219ZM257 220H256V219ZM261 218V219H260ZM75 219V220H74ZM104 219V220H103ZM121 219V220H120ZM144 219V220H143ZM159 219V220H158ZM171 219V220H169ZM177 219V220H176ZM181 219V220H179ZM183 219V220H182ZM190 219V220H189ZM195 219V223H194ZM204 219V220H203ZM256 221H255V220ZM260 219V220H259ZM5 220V221H4ZM149 220L147 223L146 221ZM192 220V221H191ZM202 220V221H201ZM244 220V223L242 222ZM248 220V222H247ZM4 221V222H3ZM80 221V222H79ZM88 221V223H87ZM97 221V222H96ZM115 221V222H114ZM134 223H133V222ZM142 221V222H141ZM171 221V222H170ZM180 221V222H179ZM238 221V223H237ZM48 222V223H47ZM77 222V223H76ZM83 222V224L81 223ZM99 222V223H98ZM144 222V223H143ZM185 222L186 223L185 225ZM193 222V224H192ZM196 222L197 225H196ZM205 222V223H204ZM245 224V225H241ZM258 222V223H257ZM40 223V224H39ZM66 223V224H65ZM78 226V224H80ZM120 223L125 224L127 227H132L127 228L125 225L119 226ZM139 223V224H138ZM141 223V225H140ZM149 223L152 226H149ZM159 223V224H158ZM173 223V224H172ZM179 225H178V224ZM184 223V224H183ZM200 223V224H199ZM212 223V224H211ZM252 223V224H251ZM260 223V224H259ZM263 223V224H262ZM52 224V225H51ZM94 224V225H92ZM114 226H113V225ZM143 224V225H142ZM189 224V225H188ZM195 224V225H194ZM203 224V225H202ZM215 225L216 228L219 227V231L215 229L216 233L211 232L210 227ZM222 224V226L218 225ZM226 225L227 228H230L231 233H234V227L237 225L242 228V240L235 239L234 237L231 238H226L224 240V232H226L227 229L226 227H223V225ZM239 224V225H238ZM249 224V228L253 227L252 225L254 224V229L250 230L247 228ZM48 225V226H47ZM70 225V226H69ZM76 225V226H74ZM89 225V226H88ZM99 225V226H98ZM118 225V227L116 226ZM130 225V226H129ZM134 225V226H133ZM164 225V226H163ZM194 225V226H193ZM206 225H209L208 228ZM224 225V226H225ZM229 225V226H228ZM232 225V228H231ZM44 226V227H43ZM68 226V228H67ZM96 226V227H95ZM103 226V227H102ZM125 226V227H124ZM146 227L149 228L147 229L146 232L145 229L143 228V233H142V228ZM159 226V227H158ZM193 226V227H192ZM197 226V227H196ZM198 226L202 229H200L201 233L198 232L199 228ZM214 226V228H215ZM40 227V230H39ZM90 227V229H88ZM135 227V228H134ZM138 227V228H136ZM152 229H151V228ZM164 227V228H163ZM166 227V229H165ZM261 227V228H260ZM47 228V230H46ZM84 228V229H83ZM86 228V229H85ZM107 230H105V229ZM122 228V229H121ZM141 228L140 230H137ZM197 230H196V229ZM223 230V235L220 232V230ZM259 228V230H258ZM263 228V229H262ZM80 229V230H79ZM83 229V230H82ZM100 229V230H98ZM102 229V231H101ZM104 229V230H103ZM109 229V230H108ZM125 229V230H124ZM136 229V230H135ZM161 229V230H160ZM176 229V230H175ZM206 229V230H205ZM248 229V230H247ZM261 229V230H260ZM29 230V231H28ZM55 232H54V231ZM68 230V231H67ZM78 232H77V231ZM87 230V231H86ZM95 230V231H94ZM114 232H112V231ZM123 230V231H122ZM131 230V232H130ZM172 230V231H170ZM185 230V231H184ZM194 230V231H193ZM202 230H205L202 233ZM211 232H208V231ZM247 230V232L245 231ZM45 231V232H44ZM53 231V232H51ZM76 233H73L75 232ZM84 231V232H83ZM91 231V232H90ZM98 231V232H97ZM106 231V232H105ZM127 233H126V232ZM153 231V232H151ZM158 231V232H157ZM162 231V232H161ZM190 231V232H189ZM255 231V232H254ZM47 232V233H46ZM50 232V233H49ZM81 232V233H80ZM104 232V233H103ZM117 234H116V233ZM119 232V233H118ZM124 232V233H122ZM160 232V233H159ZM164 232V233H163ZM168 232V233H167ZM174 233L173 235L170 233ZM198 232V233H197ZM254 232V233H253ZM23 233L25 236H23ZM46 233V234H45ZM65 233V235H64ZM70 233V234H69ZM95 233V234H94ZM113 233V234H112ZM136 233L137 237L135 236ZM141 235H139V234ZM158 236L155 238L151 235ZM158 233V234H157ZM221 233V234H220ZM49 234V235H48ZM53 234V235H52ZM68 234V236L66 235ZM74 234H77L76 236ZM80 234V235H78ZM129 234V235H128ZM134 234V235H133ZM161 234V236H160ZM176 234V235H175ZM208 234V235H207ZM210 234V235H209ZM62 235V236H61ZM72 235V236H71ZM85 235V236H84ZM95 235V236H94ZM98 235V236H96ZM115 235V236H113ZM118 235V236H117ZM145 235V237H144ZM150 237H146L149 236ZM212 235V236H211ZM246 235L248 237H246ZM263 235V236H262ZM28 236V237H27ZM44 236V237H43ZM49 236V237H48ZM65 236H67L66 240L62 239ZM64 236V237H63ZM75 236V237H74ZM81 236V238H79ZM84 236V237H83ZM91 236V237H90ZM117 236V237H116ZM129 236V237H128ZM170 236V237H169ZM184 236V237H183ZM205 236V237H204ZM211 236V237H210ZM252 236V237H250ZM19 237H22L23 239L26 238V240H20ZM60 237V241L63 240L62 242L53 245L50 241L52 238H58ZM87 237V238H86ZM89 237V238H88ZM93 237V239H92ZM95 237V238H94ZM116 237V241L114 240ZM124 237L123 239L120 238ZM133 237V238H132ZM141 237L144 239L141 241ZM180 239H179V238ZM204 237V238H203ZM17 238V239H16ZM50 238V239H49ZM73 238V239H72ZM84 238V239H83ZM118 238V239H117ZM125 238H127L125 240ZM135 238V239H134ZM137 238V239H136ZM140 238V240H139ZM150 238V239H148ZM184 238V239H183ZM195 238V239H194ZM247 238V240H246ZM251 238V239H250ZM254 238V239H253ZM6 239V240H5ZM14 239L16 241H14ZM68 239H70L68 241ZM77 239V240H76ZM83 239V240H82ZM97 239V240H96ZM108 239V240H107ZM178 239V240H177ZM183 239V240H182ZM192 239V241H191ZM228 239H230L228 241ZM249 239V240H248ZM5 240V243L3 241ZM13 240V241H12ZM76 240V241H75ZM81 240V241H80ZM92 240V241H91ZM100 240V241H99ZM107 240V243L105 242ZM123 240V241H122ZM139 240V241H135ZM155 240V241H153ZM158 240V241H157ZM219 240V241H218ZM224 240V241H223ZM71 241V242H70ZM110 241V242H109ZM118 241V242H117ZM149 241L150 244H148ZM162 241V242H161ZM200 241V242H199ZM209 241V242H208ZM222 241V242H221ZM228 241V243H226ZM241 241V243L239 242ZM248 241V242H247ZM254 241V242H253ZM8 242V243H6ZM68 244H67V243ZM104 242V243H103ZM114 242V243H113ZM123 242V243H122ZM125 242V243H124ZM140 242L139 244H137ZM144 245L142 244V243ZM176 244H175V243ZM182 242V243H181ZM188 242V243H187ZM206 242V243H205ZM214 242V243H213ZM219 242V243H217ZM65 245H64V244ZM91 243V244H90ZM93 243V244H92ZM95 243V245H94ZM97 243V245H96ZM136 243V244H134ZM165 243V244H164ZM167 243V244H166ZM182 245H181V244ZM213 243V244H212ZM226 243V244H225ZM242 245H240V244ZM243 243V244H242ZM246 243V244H245ZM52 244V245H51ZM63 246H61V245ZM104 244V246H103ZM124 244V245H123ZM141 244V245H140ZM155 244V245H153ZM186 244V245H185ZM206 244V248H205ZM220 244V245H218ZM230 246H229V245ZM250 244V245H249ZM74 245V246H72ZM100 245L99 247H96ZM138 245V246H137ZM146 245V246H145ZM149 245V246H147ZM160 245V246H159ZM165 247H163V246ZM192 245V246H191ZM215 245V246H214ZM222 245V246H221ZM244 245V246H243ZM7 246V247H8ZM32 246V248H31ZM48 246V247H47ZM77 246V248H76ZM90 246V247H89ZM94 246V247H93ZM131 246V247H130ZM169 246V248H167ZM178 246V247H176ZM195 246V247H194ZM201 246V247H200ZM209 246V247H208ZM212 246V247H211ZM241 246V247H240ZM34 247V248H33ZM60 249H59V248ZM63 247V248H61ZM65 247V248H64ZM74 247V248H73ZM118 247V248H117ZM130 247V248H129ZM136 247V248H135ZM182 247V248H181ZM185 247V248H184ZM188 247V248H187ZM200 247V248H199ZM228 251H223L225 248ZM239 248L238 251L236 248ZM244 247V248H243ZM50 248V249H49ZM73 248V249H72ZM86 250H85V249ZM94 248V249H93ZM123 248V250H122ZM149 248V250H147ZM177 248V249H175ZM214 248V249H213ZM224 248V249H222ZM259 248V249H258ZM35 249V250H34ZM45 249V250H44ZM66 249V250H65ZM71 249V250H70ZM78 249V250H77ZM83 249V250H82ZM114 249V250H112ZM157 249V250H156ZM173 249V250H172ZM188 249V250H187ZM209 249V250H207ZM216 249V253H215ZM218 249H221V251ZM242 249V250H240ZM255 251L253 252L252 251ZM258 249V250H257ZM26 250V249H25ZM56 250V251H55ZM64 250V251H63ZM74 250V251H73ZM94 250V252H93ZM135 250V251H134ZM139 250V251H138ZM142 250V251H141ZM143 250H145L143 252ZM200 250V251H199ZM251 250V251H250ZM35 251V252H34ZM67 251V252H66ZM85 251V253H83ZM97 251V252H96ZM100 251V252H99ZM154 251V252H153ZM171 251V253L169 252ZM173 251V252H172ZM175 251V252H174ZM180 251V252H179ZM237 253H236V252ZM249 255H245L246 253ZM258 251V252H257ZM64 252V253H62ZM90 252V253H89ZM114 252V254H113ZM117 252V253H116ZM126 252V254H125ZM128 252V253H127ZM133 252V254H132ZM137 252V253H136ZM149 252V253H148ZM153 252V253H152ZM168 254H166V253ZM178 252V253H177ZM183 252V253H182ZM200 252V253H199ZM208 252V253H207ZM221 252V253H220ZM234 252V253H233ZM241 252V253H240ZM260 252V256L257 255V253ZM38 253V254H37ZM40 253V254H39ZM72 253V254H71ZM79 253V254H78ZM82 253V254H81ZM106 253V254H105ZM115 253L119 256L115 257ZM139 253H141L139 255ZM198 253V256H197ZM210 253V254H209ZM213 255L211 256V254ZM222 254V256H225V258L228 260L225 261V258L222 259V256L218 254ZM236 253V254H235ZM252 253V254H251ZM33 254V255H31ZM58 254V255H57ZM74 254V256H73ZM91 254V255H90ZM148 254L146 257L145 255ZM153 254V255H152ZM166 257H165V255ZM174 254V255H173ZM196 254V256H195ZM217 254V255H216ZM225 254V255H223ZM226 254H228L226 256ZM231 254V256H229ZM253 255V257L250 256ZM256 254V256H255ZM261 254L263 257H261ZM37 255V256H36ZM69 255V256H68ZM76 255V256H75ZM78 255L80 256L78 258ZM95 255V256H94ZM106 255V256H105ZM126 257H124V256ZM136 255V256H135ZM152 255V257H151ZM163 255V256H162ZM179 255V256H178ZM188 255V256H187ZM204 255V256H203ZM208 255V256H206ZM216 257L215 259V256ZM245 255V256H244ZM66 258H63V257ZM68 256V257H67ZM83 256V257H82ZM88 256V257H87ZM93 256V258H92ZM141 259H139L140 257ZM155 258H154V257ZM159 256V257H158ZM168 256V257H167ZM171 257V260L169 258ZM177 256V257H176ZM190 256V257H189ZM214 256V257H213ZM258 256V258H257ZM37 257V258H36ZM86 257V258H85ZM95 257V258H94ZM128 257V258H127ZM130 257V258H129ZM135 257V258H134ZM138 257V258H137ZM162 257V259H161ZM166 258V263L165 258ZM174 257V258H173ZM182 257V258H181ZM201 257V258H200ZM205 259H203V258ZM213 257V259H212ZM230 257V258H229ZM247 257V258H246ZM251 257V258H250ZM257 259H256V258ZM73 258V259H72ZM113 258V259H111ZM133 258V259H132ZM154 258V259H153ZM164 258V259H163ZM186 258V259H185ZM188 258V259H187ZM195 258V259H194ZM219 258V259H218ZM222 260H221V259ZM245 258V259H244ZM249 261H254V262H248ZM65 259V260H64ZM79 259V260H78ZM102 259V260H101ZM107 259V260H106ZM123 259V260H122ZM130 259L131 262L128 260ZM137 259V260H135ZM197 259V260H196ZM199 259V260H198ZM201 259V260H200ZM208 259V261H207ZM212 259V260H211ZM230 259V260H229ZM82 260V261H81ZM126 260V261H125ZM151 260V261H150ZM153 260V261H152ZM157 260H160L157 262ZM164 260V261H162ZM176 260V261H175ZM178 260V261H177ZM186 262H185V261ZM203 260V261H202ZM217 260V261H215ZM221 260V261H220ZM247 260V261H246ZM32 260H27L28 264H31ZM69 261V262H68ZM71 261V262H70ZM105 261V262H104ZM108 261L110 263H108ZM171 261L170 263H168ZM194 261V262H193ZM215 261V262H213ZM220 261V262H218ZM230 261V262H229ZM246 261V262H245ZM258 261V262H257ZM261 261V260H260ZM52 262V263H53ZM84 262V263H83ZM129 262V263H128ZM152 262V263H151ZM223 262V263H224ZM257 262V263H256ZM188 263V264H189ZM222 263V264H223ZM225 264V263H224Z\"/></svg>",
  "mask_w": 264,
  "mask_h": 264
},
{
  "label": "bare ground",
  "instance_id": "obj_2",
  "mask_svg": "<svg viewBox=\"0 0 264 264\" xmlns=\"http://www.w3.org/2000/svg\"><path fill=\"white\" fill-rule=\"evenodd\" d=\"M28 2L30 1V0H27ZM39 1V0H38ZM41 1V0H40ZM51 1H53V0H51ZM78 1V0H77ZM81 1V3L83 2V0H79V2ZM90 1V0H89ZM94 1V0H93ZM98 1V0H97ZM105 1V0H104ZM103 1V2H104ZM115 1V0H114ZM117 1V0H116ZM124 2H125V0H123ZM178 1V0H177ZM189 1V0H188ZM197 1V0H196ZM203 1H205V0H203ZM216 1V0H215ZM220 1V0H219ZM222 1V0H221ZM231 1V0H230ZM245 1L246 0H244V3H245ZM254 2H253V5L252 6H254V7H258V8H261V10H263L264 11V0H253ZM18 2H21V1H19L18 0ZM28 2H26V3H28ZM63 2V1H62ZM78 2V3H79ZM84 2H86V0L84 1ZM102 2V1H101ZM110 2V1H109ZM130 2V1H129ZM163 2V1H162ZM186 2H187V0H186ZM191 2V1H190ZM195 2V1H194ZM249 2V0L246 2V3H248ZM14 3H15V1H14ZM22 3V2H21ZM23 3H25V2H23ZM40 3V2H39ZM53 3V2H52ZM60 3V2H59ZM66 3H67V0H66ZM70 3V2H69ZM81 3H79V4H81ZM95 3V2H94ZM97 3V2H96ZM100 3V2H99ZM121 3V2H120ZM132 3V2H131ZM130 3V4H131ZM136 3V2H135ZM142 3V2H141ZM145 3V2H144ZM143 3V4H144ZM168 3V2H167ZM193 3V2H192ZM218 3V2H217ZM33 4V3H32ZM49 4V3H48ZM83 4V3H82ZM85 4V3H84ZM83 4V5H84ZM88 4L90 5V3L88 2ZM91 4H92V2H91ZM115 4V3H114ZM125 4H127V3H125ZM134 4V3H133ZM139 4V3H138ZM137 4V5H138ZM150 4V3H149ZM197 4H198V2H197ZM200 4V3H199ZM198 4V5H199ZM228 4V3H227ZM7 5V4H6ZM31 5V4H30ZM40 5V4H39ZM47 5V4H46ZM60 5H62V3L61 4H59V6ZM70 5V4H69ZM68 5V6H69ZM73 5H74V3H73ZM82 5V6H83ZM87 5V4H86ZM110 6H111V4H109ZM136 4H134V6H135ZM146 5V4H145ZM148 5V4H147ZM175 5V4H174ZM184 5V4H183ZM186 5V4H185ZM188 5H189V3H188ZM187 5V6H188ZM195 5V4H194ZM218 5V4H217ZM233 5V4H232ZM32 6V5H31ZM51 6V5H50ZM56 6H58V5H56ZM91 6V5H90ZM93 6V5H92ZM96 6V4L94 5V7ZM105 6V5H104ZM109 6V7H110ZM124 6V5H123ZM127 6V5H126ZM131 6V5H130ZM186 6V7H187ZM190 6V5H189ZM193 6V5H192ZM191 6V7H192ZM199 6H202V5H199ZM204 6V5H203ZM202 6V7H203ZM214 6V5H213ZM212 6V7H213ZM219 6H221V5H219ZM224 6V5H223ZM222 6V7H223ZM245 6H247V5H245ZM8 7V6H7ZM20 7V6H19ZM22 7V6H21ZM24 7V6H23ZM61 7V6H60ZM67 7V6H66ZM70 7V6H69ZM108 7V8H109ZM117 7H119V3H118V5H117ZM125 7V6H124ZM133 6H131V8H132ZM135 7H137V6H135ZM148 7V6H147ZM150 7H151V5H150ZM195 7H196V5H195ZM195 7H194V9H195ZM228 7H231V6H228ZM1 8V7H0ZM58 8V7H57ZM87 8V7H86ZM97 8V7H96ZM107 8V7H106ZM113 8H114V6H113ZM128 8V7H127ZM139 8H140V5H139ZM144 8V7H143ZM187 8H189V7H187ZM198 8V7H197ZM224 8V7H223ZM225 8H226V6H225ZM2 9V8H1ZM52 9V8H51ZM63 9V8H62ZM64 9H67V8H64ZM84 9H85V7H84ZM94 9V8H93ZM115 9V8H114ZM145 9V8H144ZM206 9H207V6H206ZM210 9V8H209ZM14 10H16L15 8H14ZM33 10V9H32ZM60 10V9H59ZM68 10H69V8H68ZM79 10H80V8H79ZM90 10H91V7H90ZM116 10V9H115ZM124 10V9H123ZM135 10V9H134ZM138 10V9H137ZM146 10H147V8H146ZM185 10V9H184ZM188 10V9H187ZM208 10V9H207ZM211 10V9H210ZM216 10V9H215ZM227 10V9H226ZM242 10H244V9H242ZM10 11H11V9H10ZM13 11V10H12ZM17 11V10H16ZM22 11H24V10H22ZM34 11V10H33ZM76 11V10H75ZM75 11L74 12H71V13H75ZM81 11V10H80ZM91 11H94V10H91ZM100 11V10H99ZM106 11V10H105ZM104 11V12H105ZM130 11V10H129ZM132 11V10H131ZM139 11V10H138ZM154 11H155V9H154ZM158 11H159V9H158ZM157 11V12H158ZM172 11V10H171ZM228 11V10H227ZM262 11V12H263ZM26 12H27V10H26ZM31 12V11H30ZM56 12H58V11H56ZM56 12L54 13V14H56ZM60 12H61V10H60ZM59 12V13H60ZM63 12V11H62ZM97 12V11H96ZM121 12V11H120ZM150 12V11H149ZM168 12V11H167ZM170 12V11H169ZM174 12V11H173ZM193 12V11H192ZM197 12V11H196ZM203 12H205V11H203ZM217 12H218V10H217ZM217 12L216 13H214V14H217ZM249 12V11H248ZM252 12H253V10H252ZM258 12V11H257ZM261 11H259V13H260ZM3 13H5V12H1L0 13V18H1V20L2 19H6V15L5 14H3ZM17 13V12H16ZM19 13H21L20 12V10H19ZM28 13V12H27ZM35 13V12H34ZM66 13V14H65ZM68 13V14H67ZM77 13V12H76ZM88 13V12H87ZM87 13L86 14H82V13H80V16H82V15H86L87 16ZM91 14L93 13V12H90ZM153 13V12H152ZM151 13V14H152ZM162 13V12H161ZM164 13V12H163ZM162 13V14H163ZM178 13H180V10H179V12ZM212 13V15L210 16V17H212L214 14ZM218 13H220V12H218ZM222 13V12H221ZM223 13H225V11H223ZM227 13V12H226ZM228 13H230V12H228ZM264 13V12H263ZM14 14V16H12V21L14 22H17V24L19 23L20 25H21V27H23L24 29L26 28H29V24L26 22V21H24L22 18V16L20 15H15V13H13ZM29 14H31V13H29ZM40 14V13H39ZM58 14V13H57ZM65 14V16L66 15H68L69 16V12H64V13H62V15H64ZM82 14V15H81ZM93 14H95V13H93ZM92 14V15H93ZM97 14V13H96ZM116 14V13H115ZM132 14V13H131ZM130 14V15H131ZM150 14V13H149ZM181 14V13H180ZM189 13H187V15H188ZM195 14H197V13H195ZM250 14V13H249ZM11 15H12V12H11ZM34 15V14H33ZM38 15V14H37ZM79 15V14H78ZM101 15V14H100ZM99 15V16H100ZM102 15H103V13H102ZM143 15V14H142ZM182 15H184V13L182 14ZM219 15V14H218ZM223 15V14H222ZM225 15V14H224ZM254 15V14H253ZM9 16V15H8ZM28 16V15H27ZM36 16V15H35ZM41 16V15H40ZM40 16H38V17H36V18H40L41 19V17ZM53 16V15H52ZM60 16V17H59ZM59 16H58V18L57 19H61V13L59 14ZM72 16V15H71ZM77 16V14L75 15V17ZM95 15H93V17H94ZM97 16V15H96ZM150 16V15H149ZM155 16V15H154ZM160 16V15H159ZM167 16H168V14H167ZM173 15H171V17H172ZM185 16V18H186V15H184ZM202 16V15H201ZM234 16V15H233ZM252 16V15H251ZM256 17H257V15H255ZM259 16V15H258ZM261 16V15H260ZM262 16H264V14L262 15ZM10 17V16H9ZM31 17H32V15H31ZM34 17V16H33ZM64 17V16H63ZM67 17V16H66ZM89 17H91L90 16V14H89ZM101 17V16H100ZM114 17V16H113ZM128 17V16H127ZM137 17V16H136ZM175 17V16H174ZM191 17H193V14L191 15ZM205 17V16H204ZM208 17V16H207ZM218 17H220V16H218ZM240 17V16H239ZM242 17V16H241ZM240 17V18H241ZM253 17V16H252ZM45 18V17H44ZM47 18H48V16H47ZM52 18H54V17H52ZM68 19L70 18V17H67ZM73 18V17H72ZM71 18V19H72ZM96 18V17H95ZM103 18V17H102ZM115 18V17H114ZM156 18V17H155ZM162 18V17H161ZM166 18V17H165ZM198 18H199V16H198ZM201 18V17H200ZM200 18H199V20H200ZM221 19H222V17H220ZM235 18V17H234ZM239 18V19H240ZM244 18H246V17H244ZM25 19V18H24ZM28 19V18H27ZM26 19V20H27ZM55 19V18H54ZM65 19V18H64ZM70 19V20H71ZM79 19V18H78ZM81 19H83V18H80L79 19V21L81 20ZM109 19V18H108ZM107 18L106 19H104V21L106 22L107 20H108ZM138 19V18H137ZM147 19V18H146ZM153 19H154V17H153ZM168 19H170V18H168ZM172 19V18H171ZM173 19H175V18H173ZM212 19V18H211ZM210 18L209 19H207V20H211ZM250 19V18H249ZM0 20V21H1ZM11 20V19H10ZM31 20H34V18L33 19H31ZM36 20V19H35ZM38 21H39V19H37ZM36 20V21H37ZM46 20V19H45ZM63 20V19H62ZM70 20H69V22H70ZM96 20V19H95ZM115 20V19H114ZM133 20H134V18H133ZM155 20V19H154ZM159 20V19H158ZM188 20V19H187ZM197 20V19H196ZM195 20V21H196ZM199 20H197V21H199ZM203 20V19H202ZM216 20V19H215ZM219 20V19H218ZM233 20V19H232ZM236 20V19H235ZM244 20V19H243ZM247 20V19H246ZM259 20H262V18L260 19V17H259ZM6 21V20H5ZM11 21V22H12ZM28 21V20H27ZM61 21V20H60ZM59 21V22H60ZM74 21H76L75 19H74ZM79 21H78V23H77V21H76V23L77 24H75V25H78L79 24ZM83 21H84V19H83ZM103 21V24L101 23V26L100 27H102L103 25H105L106 26V24H105V22ZM150 21V20H149ZM196 21V22H197ZM206 21V20H205ZM220 21V20H219ZM222 21V20H221ZM257 21H258V19H257ZM257 21H255V23L257 22ZM7 22V21H6ZM10 22V23H11ZM66 22H68V21H66ZM68 22V23H69ZM81 22H82V20H81ZM86 22V21H85ZM87 22H89V21H87ZM92 22H94V21H92ZM102 22V21H101ZM128 22V21H127ZM151 22H153V21H151ZM156 22V21H155ZM155 22H153V23H155ZM171 22V21H170ZM179 22V21H178ZM187 22V21H186ZM185 22V23H186ZM196 22H195V24H196ZM216 22V21H215ZM224 22V21H223ZM242 22V21H241ZM251 22V21H250ZM36 25H37V23L36 22H34ZM39 23H41L40 21H39ZM38 23V24H39ZM44 23H46V22H44ZM65 23V22H64ZM71 23V22H70ZM69 23V24H70ZM75 23V22H74ZM74 23H72L71 25H73ZM84 23V22H83ZM111 22H107V24H110ZM167 23V22H166ZM188 23V22H187ZM186 23V24H187ZM192 22H190V24H191ZM201 23V22H200ZM228 23H231V21L230 22H227L226 24H228ZM0 24H2V23H0ZM61 24H62V21H61ZM67 24V23H66ZM85 24V23H84ZM88 24V23H87ZM114 24V23H113ZM122 24V23H121ZM160 24V23H159ZM182 24V23H181ZM180 24V25H181ZM189 24V23H188ZM188 24H187V26H188ZM189 24V25H190ZM199 24V23H198ZM217 24V23H216ZM216 24H214L215 26H217ZM226 24H225V26H226ZM237 24H239V22L237 21ZM245 24V23H244ZM248 24V23H247ZM5 25V24H4ZM35 25V26H36ZM43 24H41V26H42ZM63 25H65V24H63ZM70 25V26H71ZM91 24H89V26H90ZM95 25V24H94ZM120 25V24H119ZM123 25V24H122ZM128 25V24H127ZM210 25V24H209ZM232 25V24H231ZM230 25V26H231ZM256 25V24H255ZM254 25V26H255ZM1 26V28H2V25H0ZM8 26H10V25H8ZM11 26H12V24H11ZM13 26H14V23H13ZM17 26V25H16ZM31 26H32V24H31ZM34 26V25H33ZM32 26V27H33ZM48 26V25H47ZM50 26V25H49ZM66 26V25H65ZM74 26V25H73ZM84 26V25H83ZM88 26V25H87ZM91 26H93V24L91 25ZM108 26V25H107ZM140 26V25H139ZM176 26V25H175ZM203 26V24L200 26V27H202ZM212 26V25H211ZM214 26V28L215 29H217L216 27ZM229 26V25H228ZM240 26V25H239ZM242 26V25H241ZM241 26L238 28V27H236L237 29H239L240 31H242V32H237L238 30L237 29H235V30H237L236 31V33L238 34H240V33H243V38H244V34H246V33H244V32H246V31H248V33H250L249 32V30H250V28H251V33H252V35H251V37L250 38H247L246 40H248L247 42H246V45H245V49H246V52H247V54H245L247 57H248V60H245V61H247V62H244V60H242V58L240 59V60H242L244 63H242V61L240 62L239 60V62L240 63H242L241 65H232V64H234L233 62V59H232V61H231V65L232 66H229V67H225V68H223L221 65V67L222 68H218L217 67V69L215 68H213L214 70H211V73H210V75H209V73H208V76L205 74L204 75V77L203 78H205V76H207L206 77V79H202V78H200V77H202V76H200L199 77V79L201 80L202 79V81H201V83L200 84H198L199 85V87L198 88H193V89H190L189 88V90H191L190 91V93L189 94H187L186 95V97L185 96H181V97H185L186 99H185V101H189L188 102V104H187V109L183 112V113H181V117H180V119L179 118H177V117H175L177 114L175 113V110H174V108L172 107L173 106V104H174V102L177 104H179L181 101H182V99L181 98H176L177 100H175V98H174V100L172 101L171 100V97H159L157 100H155V102L153 103V105L151 106V107H153V109H154V111L156 112V114L155 115H157L156 117H158V119L159 118H161V119H163V120H165V119H167L168 120V118L167 117H171V118H176V120L173 122V124H170V123H168V122H160L159 120L158 121H156V120H154V117H153V119H152V117H151V119H152V122L148 125V126H146L145 128H143V126L141 127V129L143 128V132H144V130L145 129H147L146 130V132H147V134H148V140H150V139H152L153 141H154V143L155 144H159V142H160V138L159 139H157V140H155L156 138H158V133H157V135H155V136H157V137H155V139H154V134L156 133V132H154V131H156L157 130V128H164L165 130H167L169 133H171V134H173V135H175L176 137L175 138H177L181 143H179V144H181L183 147H181L182 148V151H180V155L182 156V158H183V160H184V162L181 160H179V162H183L184 164H186L188 167H189V170H187L184 174H183V176H181V177H179V179L177 180V183H178V188H179V190H180V193L183 195H181L182 196V198H185L187 195H189V196H191L192 194H191V192L193 193V191L197 194L198 193V195H200V196H202V198H204L203 199V205H204V208L203 207H201V208H203V210L201 211V210H199L198 208V212L200 213V215L202 216H205L206 218H207V220L208 221H210V220H212L213 222L215 221V220H220L221 222L222 221H224V220H227V217L228 216H230V215H232L233 217H234V215H239L240 216V214L242 213V215H243V212H246L247 213V215L248 214H250V215H253V217L250 219V220H252L253 221V218H254V213H259V210H261L262 208H264V100H263V102H260L258 99L259 98H261V99H264V73L263 72H261L262 70H263V68H261L260 67V65H261V62L262 61H264V17H263V20L261 21V22H259L258 21V23H257V25H256V27H255V29L253 28V30H252V27H251V25H250V27L248 26V25H246V26H248L249 28H247V27H244V28H241ZM253 26V25H252ZM5 27H6V25H5ZM43 27V26H42ZM44 27H46V26H44ZM63 27V26H62ZM80 27H82V26H80ZM111 27V26H110ZM109 27V28H110ZM177 27V26H176ZM175 27V28H176ZM190 27H192V26H190ZM197 27H199V26H197ZM222 27V26H221ZM17 28V27H16ZM18 28H19V26H18ZM47 28H49V27H47ZM50 28L52 29L53 27H51L50 26ZM56 28H59V27H56ZM68 28V27H67ZM72 28H74L75 29V26L74 27H72ZM76 28H78L79 30H80V28L77 26ZM86 28V27H85ZM89 28V27H88ZM97 28V27H96ZM108 28V27H107ZM114 28H115V26H114ZM130 28V27H129ZM133 28V27H132ZM131 28V29H132ZM152 28V27H151ZM227 28V27H226ZM234 28V27H233ZM5 29H7V28H5ZM11 28L9 27V30H10ZM15 29V28H14ZM13 29V30H14ZM30 29V28H29ZM32 29H36L35 30V34H37V36H38V39H39V41H40V45H39V47H40V49L42 50V52H43V55L44 54H46V52H48V50H47V48L48 47H51V49H52V52L53 53H57V54H59L58 52H55L57 49H56V47H60V45H61V47H62V49H61V47H60V49H61V51L62 52H64L65 51V49H66V43H68L69 44V42H66L65 41V39H63L62 37L65 35H62L61 36V33H59V31L60 30H58V31H55V30H46V29H42V28H39V26H37L36 28H31V30ZM65 29V28H64ZM95 29V28H94ZM93 29V30H94ZM117 29V28H116ZM168 29V28H167ZM185 29H186V27H185ZM194 29V28H193ZM202 29L203 28H201V31H202ZM219 29H220V27H219ZM222 29V28H221ZM223 29H224V31L226 30H228V28L227 29H225V27L223 26ZM3 30H4V28H3ZM12 30V29H11ZM22 30V29H21ZM30 30V31H31ZM57 30V29H56ZM62 30V29H61ZM67 30V29H66ZM73 30V29H72ZM83 30V29H82ZM90 30H92V28L91 29H89V32H91ZM93 30H92V32H93ZM103 30V29H102ZM115 30V29H114ZM121 29H119V31H120ZM137 30V29H136ZM144 30V29H143ZM162 30V29H161ZM187 30V29H186ZM205 30V29H204ZM207 30H209V29H206V31ZM7 32H8V30H6ZM16 31V30H15ZM24 31V30H23ZM22 31V32H23ZM34 31V30H33ZM33 31L31 32V33H33ZM76 31V30H75ZM95 31V30H94ZM97 31V30H96ZM104 31H105V29H104ZM110 31V30H109ZM118 31V32H119ZM133 31V30H132ZM154 31V30H153ZM184 31V30H183ZM190 31V30H189ZM196 31V30H195ZM194 31V32H195ZM199 31V30H198ZM198 31H196L197 33H198ZM205 31V32H206ZM213 31H214V29H213ZM223 31V32H224ZM226 31H225V33H226ZM7 32H6V34H7ZM10 32V31H9ZM8 32V33H9ZM13 32V31H12ZM12 32H11V34H12ZM19 32V31H18ZM17 32V33H18ZM61 32V31H60ZM82 32H85V31H82ZM88 32V31H87ZM126 32V31H125ZM124 32V33H125ZM128 32V31H127ZM146 32H148V31H146ZM166 32V31H165ZM180 32V31H179ZM196 32H195V34H196ZM200 32V31H199ZM203 32V31H202ZM215 32V31H214ZM220 32V31H219ZM223 32H221V34L223 33ZM29 33V32H28ZM86 33V32H85ZM104 33V32H103ZM116 33V32H115ZM124 33H123V35H124ZM131 33H133V32H131ZM149 33V32H148ZM157 33V32H156ZM189 33V32H188ZM192 33V32H191ZM228 33L230 34V36H232V35H234L235 34V31L234 30H228ZM228 33H226V34H228ZM1 34V33H0ZM23 34V33H22ZM22 34H20V35H22ZM90 34V33H89ZM105 34V33H104ZM109 34H111L112 35V33H109ZM108 34V35H109ZM153 34V33H152ZM162 34V33H161ZM186 34V33H185ZM184 34V35H185ZM199 34V33H198ZM203 34H204V32H203ZM203 34H202V36H203ZM210 34L211 35H214V33L213 32H210ZM220 34V33H219ZM237 34H235V35H237ZM238 34V35H239ZM9 35H10V33H9ZM19 35V34H18ZM24 35V34H23ZM27 35V34H26ZM68 35V34H67ZM82 35H83V33H82ZM110 35V36H111ZM113 35H114V32H113ZM122 35V36H123ZM129 35V34H128ZM132 35V34H131ZM150 35V34H149ZM156 35V34H155ZM176 35H177V33H176ZM192 35V34H191ZM191 35H189V37L191 36ZM193 35H194V33H193ZM210 35V36H211ZM217 35V34H216ZM248 35V34H247ZM2 36V35H1ZM13 37H15L14 36V33H13V35H12ZM17 36V35H16ZM31 36V35H30ZM33 36V35H32ZM66 36V35H65ZM75 36H76V34H75ZM106 36V35H105ZM127 36V35H126ZM130 36V35H129ZM140 36V35H139ZM143 36V35H142ZM145 36V35H144ZM157 36V35H156ZM154 37V38H158V37ZM195 37H197L196 35H194ZM219 36V35H218ZM225 37H226V35H224ZM230 36H227V37H230ZM249 36V35H248ZM18 37V36H17ZM17 37H16V39H17ZM23 37H25V36H23ZM28 37V36H27ZM67 38H68V36H66ZM65 37V38H66ZM91 36H86L85 38H90ZM93 37H94V35H93ZM93 37H91V38H93ZM104 37V36H103ZM108 37V36H107ZM131 37V36H130ZM159 37H161V36H159ZM170 37V36H169ZM179 37V36H178ZM185 37V36H184ZM184 37H182V38H184ZM186 37H187V35H186ZM193 37V36H192ZM212 37H215V36H212ZM217 37V36H216ZM223 37V36H222ZM240 37V36H239ZM245 37H247L246 35H245ZM2 38V37H1ZM20 38H22V37H20ZM31 38V37H30ZM33 38H35V37H33ZM90 38V39H91ZM116 38V37H115ZM120 38V37H119ZM137 38V37H136ZM175 38V37H174ZM181 38V37H180ZM201 38V37H200ZM209 38H211V37H209ZM208 38V39H209ZM234 38V37H233ZM243 38H241L242 40H244ZM13 39V38H12ZM16 39H14V40H16ZM26 39V38H25ZM25 39H24V41H25ZM69 39V38H68ZM80 39H82V37L80 38ZM89 39V40H90ZM100 39V38H99ZM98 38L96 39H93V40H98L99 42H100V40H99ZM126 39V38H125ZM146 39V38H145ZM151 39V38H150ZM167 39V38H166ZM179 38H177V40H178ZM191 39V38H190ZM207 39V38H206ZM212 39V38H211ZM214 39V38H213ZM219 39V38H218ZM222 39V38H221ZM223 39H224V37H223ZM222 39V40H223ZM226 39V38H225ZM224 39V40H225ZM230 39H232V37L230 38ZM234 39H236V37L234 38ZM239 39V38H238ZM237 39V40H238ZM14 40H12L13 42H14ZM29 40V39H28ZM74 40V39H73ZM77 40V39H76ZM160 40V39H159ZM176 39H174L173 41H175ZM177 40L175 41V42H177ZM181 40H183V39H181ZM196 40H198V38L196 39ZM217 40V39H216ZM223 40V41H224ZM233 40V39H232ZM18 41V40H17ZM34 41V40H33ZM69 41V40H68ZM103 40H101V42H102ZM104 41H105V39H104ZM143 41V40H142ZM146 41V40H145ZM156 41V40H155ZM165 41V40H164ZM168 41H170V40H168ZM167 41V42H168ZM180 41V40H179ZM178 41V42H179ZM183 41H185L186 42V40H183ZM218 41L219 40H217V43H218ZM225 41H227V40H225ZM230 41V40H229ZM236 41V40H235ZM240 41V40H239ZM16 42V41H15ZM19 42V41H18ZM20 42H23V41H21L20 40ZM31 42V41H30ZM66 42V43H65ZM71 42V41H70ZM91 42H93V41H91ZM152 42V41H151ZM150 42V43H151ZM177 42V43H178ZM184 42V43H185ZM192 42V41H191ZM196 42V41H195ZM215 42V41H214ZM228 42V41H227ZM232 42V43H231ZM230 43L231 44H233V41H231ZM237 42V41H236ZM34 43H35V41H34ZM76 43V42H75ZM77 43H79V42H77ZM81 43V42H80ZM123 43H125V42H123ZM158 43V42H157ZM164 43V42H163ZM172 43V42H171ZM176 43V45H178ZM193 43H194V40H193ZM222 43V42H221ZM229 43V42H228ZM1 44V43H0ZM16 44H19V43H16ZM21 44V43H20ZM36 44H39V42L37 41V43ZM99 44V43H98ZM102 44V43H101ZM128 44V43H127ZM166 44V43H165ZM180 44V46H179V48L180 47H182L181 45H183V43L181 44V42L179 43ZM191 44V43H190ZM196 44V43H195ZM198 44H199V41H198ZM201 44V43H200ZM208 44H210V42L208 43ZM207 44V45H208ZM235 44H237V43H235ZM235 44H233V48H234V45ZM241 44H242V42L240 43V45L239 46H241ZM10 45V44H9ZM8 45V46H9ZM76 45V44H75ZM82 45V43L80 44V46ZM86 45H88L87 43H86ZM138 45V44H137ZM152 45H154V44H152ZM172 45H175V43H173ZM187 45V44H186ZM194 45V44H193ZM197 45V44H196ZM214 45V44H213ZM220 45V44H219ZM224 45V44H223ZM243 45V44H242ZM11 46H12V42H11ZM34 46V45H33ZM69 46V45H68ZM82 46H84L85 47V45H82ZM81 46V47H82ZM159 45H157V47H158ZM168 46V45H167ZM166 46V47H167ZM189 46V45H188ZM201 46V45H200ZM208 46H212V45H208ZM216 46V45H215ZM214 46V47H215ZM228 46V45H227ZM231 47H232V45H230ZM230 46H228V47H230ZM236 46V45H235ZM73 47H74V45H73ZM73 47H69V48H71V49H68V52H69V50H71L72 52V54L74 53L73 52V50H72V48ZM78 47H79V44H78ZM84 47H83V49H84ZM110 47V46H109ZM111 47H113L112 45H111ZM115 47V46H114ZM152 47V46H151ZM160 47H163L162 45L160 46ZM165 47V46H164ZM175 47V46H174ZM183 47H185V45L183 46ZM187 47V46H186ZM227 47V48H228ZM9 48V47H8ZM76 48H77V46H76ZM124 48V47H123ZM130 48V47H129ZM132 48V47H131ZM170 48H172V46L170 47ZM189 48V47H188ZM192 48V47H191ZM205 48V47H204ZM244 48V47H243ZM242 48V49H243ZM10 49V48H9ZM18 49V48H17ZM81 49V48H80ZM80 49L78 48V50L80 51ZM82 49V50H83ZM104 49V48H103ZM113 49V48H112ZM144 49V48H143ZM147 49V48H146ZM150 49V48H149ZM152 50H153V47L151 48ZM150 49V50H151ZM182 49V48H181ZM195 49V48H194ZM194 49H193V51H194ZM200 49V48H199ZM219 49H221V48H219ZM228 49H230V48H228ZM227 49V50H228ZM232 49V48H231ZM235 50L237 49V47L236 48H234ZM233 49V50H234ZM244 49V50H245ZM37 50H39V49H37ZM75 50V49H74ZM121 50V49H120ZM127 50H128V48H127ZM130 51L129 52H132L133 50H131V49H129ZM136 51H137V48L135 49ZM134 50V51H135ZM154 50H155V48H154ZM157 50H159V52L161 51V57L163 56L162 55V53L165 51L164 50V48H163V52H162V50L161 49H157ZM156 50V51H157ZM168 50V49H167ZM170 51H171V49H169ZM168 50V51H169ZM189 51H190V49H188ZM206 50V49H205ZM208 50V49H207ZM206 50V51H207ZM212 50V49H211ZM215 50H216V48H215ZM222 50V49H221ZM220 50V52H222ZM226 50V51H227ZM233 50H229V51H227V53L226 54H223V55H227L228 57L229 56H232V54L234 53L235 54V52L237 53V51H233ZM238 50H240V48L238 49ZM2 51V50H1ZM13 51V50H12ZM18 51V50H17ZM22 50H20V52H18V53H22V52H24V51H22ZM36 51V50H35ZM60 51V52H61ZM98 51V50H97ZM102 51V50H101ZM107 51V50H106ZM109 51V50H108ZM111 51V50H110ZM113 51H115V50H113ZM118 51V50H117ZM170 51L168 52V53H170ZM173 51V50H172ZM175 51V50H174ZM178 51H180L179 49H178ZM197 50H195V52H196ZM3 52V51H2ZM6 52V51H5ZM81 52V51H80ZM83 52H85L84 50H83ZM82 52V53H83ZM116 52V51H115ZM114 52V53H115ZM128 52V53H129ZM153 52V51H152ZM167 52V51H166ZM194 52V54H197V53H195ZM208 52V51H207ZM212 53V51H210L209 50V53ZM215 52V54H213V55H217V54H219L220 52H216V51H214ZM223 52V53H224ZM241 52H242V50H241ZM240 51H239V53H241ZM9 53V52H8ZM11 54H9V57H10V55H12V53L13 52H10ZM17 53V52H16ZM41 53V52H40ZM49 53V52H48ZM52 53V54H53ZM75 53H77V51L75 52ZM114 53H111L112 54V56L114 55ZM156 53V52H155ZM177 53H179V52H177ZM181 53V52H180ZM183 53V52H182ZM190 53H191V51H190ZM193 53V52H192ZM198 53H200V52H198ZM14 54H15V49H14ZM64 54V53H63ZM80 54V53H79ZM83 54H86V52L85 53H83ZM147 54V53H146ZM167 54V53H166ZM188 54V53H187ZM238 54V53H237ZM244 54V53H243ZM8 55V54H7ZM18 55V54H17ZM28 55V54H27ZM48 55V54H47ZM46 55V56H47ZM54 55V54H53ZM61 55V54H60ZM69 55L71 56V54H70V52H69ZM68 55V56H69ZM75 55V54H74ZM102 55H104V52H103V54ZM109 55H110V53H109ZM126 55V54H125ZM153 55V54H152ZM156 55V54H155ZM164 55H165V53H164ZM170 55V54H169ZM175 55V54H174ZM177 55V54H176ZM179 55V54H178ZM185 55V54H184ZM205 55H207V57L209 56L210 57V54H205ZM205 55H204V57H205ZM212 55V56H213ZM222 55V54H221ZM222 55V58L224 57ZM239 55V54H238ZM26 56V55H25ZM31 56V55H30ZM33 56V55H32ZM62 56V55H61ZM64 56H65V54H64ZM73 56V55H72ZM85 56V55H84ZM83 56V57H84ZM87 56H88V54L85 56L86 58H87ZM91 56V55H90ZM116 56V55H115ZM180 56V55H179ZM190 56V55H189ZM202 56H203V54H202ZM237 56V55H236ZM235 56V57H236ZM4 57V56H3ZM41 57H43L42 55H41ZM40 57V58H41ZM54 57H56V56H54ZM60 57V56H59ZM63 57V56H62ZM66 57V56H65ZM73 57H75V56H73ZM106 57H108L107 55H106ZM128 57V56H127ZM138 57V56H137ZM140 57V56H139ZM161 57L160 58H158V59H160L161 60ZM166 57V56H165ZM187 57V56H186ZM201 57V56H200ZM217 57H219V56H217ZM227 57V58H228ZM11 58V57H10ZM16 58H17V56H16ZM31 58V57H30ZM38 58V57H37ZM61 58V57H60ZM113 57H111L110 59H112ZM153 58H155L154 56H153ZM152 58V59H153ZM157 58L156 59H154L155 61L157 60ZM164 58V56L162 57V59ZM181 58V57H180ZM214 58V57H213ZM212 58V59H213ZM220 58H221V56H220ZM222 58H221V60H222ZM225 58V57H224ZM240 58V57H239ZM44 59V58H43ZM52 59V58H51ZM54 59V58H53ZM64 59V58H63ZM72 58H70L69 57V60H71ZM83 59V58H82ZM93 59V58H92ZM108 59V58H107ZM109 59V60H110ZM138 59V58H137ZM141 59V58H140ZM151 59V60H152ZM184 59V58H183ZM198 59V58H197ZM207 59V58H206ZM210 60H211V58H209ZM229 59V58H228ZM1 60V59H0ZM8 60V59H7ZM11 60V59H10ZM13 60H15V59H13ZM30 60V59H29ZM50 60V59H49ZM60 60H62V59H60ZM73 60V59H72ZM89 60H90V58H89ZM104 60V59H103ZM114 60V59H113ZM132 60V59H131ZM181 60H182V58H181ZM218 60V59H217ZM224 60H226V59H224ZM235 60H237L236 58H235ZM4 61V60H3ZM18 61V60H17ZM27 61V60H26ZM44 61V60H43ZM51 61V60H50ZM52 61H54V60H52ZM75 61V60H74ZM87 61V60H86ZM140 61V60H139ZM153 61V60H152ZM151 61V62H152ZM174 61H176V60H174ZM174 61H172L173 63H174ZM184 61V60H183ZM213 61H214V59H213ZM216 61V60H215ZM214 61V62H215ZM228 61V60H227ZM5 62H7V61H5ZM56 62V61H55ZM58 63L60 62V61H57ZM66 62V61H65ZM75 62H77V60L75 61ZM89 62H91V61H89ZM109 62V61H108ZM111 62H112V60H111ZM136 62H137V60H136ZM145 62V61H144ZM159 62V61H158ZM160 62H163L162 60L160 61ZM210 62H212V61H210ZM214 62H212V63H214ZM223 62V61H222ZM237 62V61H236ZM18 63V62H17ZM36 63V62H35ZM38 63V62H37ZM46 63V62H45ZM44 63V64H45ZM61 63V62H60ZM116 63V62H115ZM132 63V62H131ZM164 63H165V61H164ZM163 63V64H164ZM171 63V62H170ZM176 63V62H175ZM179 63V62H178ZM177 63V64H178ZM189 63V62H188ZM201 63H202V61H201ZM201 63H200V65H201ZM209 63V62H208ZM220 63V62H219ZM15 64H16V62H15ZM39 64V63H38ZM40 64H42V63H40ZM79 64V63H78ZM78 64L76 65V66H78ZM108 64H111L110 62L108 63ZM136 64V63H135ZM141 64H142V62H141ZM150 64H152V63H150ZM168 64V63H167ZM180 64V63H179ZM181 64H182V61H181ZM184 64V63H183ZM204 64V63H203ZM202 64V65H203ZM211 64V63H210ZM209 64V65H210ZM216 64H217V62H216ZM222 64V63H221ZM227 64V63H226ZM228 64H230L229 62H228ZM227 64V65H228ZM253 64V65H252ZM9 65V64H8ZM63 65V64H62ZM81 65V64H80ZM86 65V64H85ZM140 65V64H139ZM157 65V64H156ZM158 65H161V63L160 64H158ZM185 65H186V67H187V64H184V67H185ZM190 65V64H189ZM200 65H198V66H200ZM204 65H207V64H204ZM223 65V64H222ZM248 65H252V66H254V67H256L257 68V72H259V73H257V74H255V75H252V74H247L248 72H244L243 70H247L249 67L251 68V66H249V67H246V66H248ZM34 66V65H33ZM45 66V65H44ZM43 66V67H44ZM47 66H49L48 64H47ZM51 66V65H50ZM59 66H60V64H59ZM58 66V67H59ZM75 66V65H74ZM152 66H155V65H152ZM173 66H174V64H173ZM179 66V65H178ZM177 66V67H178ZM191 66V65H190ZM196 66H197V64H196ZM211 66V65H210ZM245 66V67H244ZM19 67V66H18ZM94 67V66H93ZM92 67V68H93ZM105 67V66H104ZM108 67V66H107ZM142 67V66H141ZM158 67V66H157ZM157 67H154V68H157ZM176 67V68H177ZM185 67V68H186ZM206 67V66H205ZM244 68V69H241V68ZM253 67V68H254ZM262 67H264L263 65H262ZM38 68V67H37ZM46 68V67H45ZM44 68V69H45ZM51 68V67H50ZM78 68V67H77ZM87 68V67H86ZM91 68V67H90ZM96 68V67H95ZM95 68H93V69H95ZM136 68H139V66H137ZM135 68V69H136ZM151 68V67H150ZM180 68V67H179ZM188 68H190L189 66H188ZM208 68V67H207ZM206 68V69H207ZM252 68V70H254ZM2 69V68H1ZM24 69V68H23ZM41 69V68H40ZM47 69H49V67H47ZM61 69V68H60ZM99 69V68H98ZM105 69V68H104ZM163 69V68H162ZM184 69V68H183ZM193 70H194V68H192ZM199 69V68H198ZM200 69H201V67H200ZM211 69H212V67H211ZM234 69H236V72L235 71H233ZM2 70H4V69H2ZM1 70V71H2ZM31 70V69H30ZM43 70V69H42ZM75 70V69H74ZM78 70H79V68H78ZM89 70V69H88ZM103 70V69H102ZM152 70H153V68H152ZM176 70V69H175ZM185 70V69H184ZM192 70V71H193ZM59 71V70H58ZM67 72H68V70H66ZM70 71V70H69ZM72 71V70H71ZM112 71V70H111ZM118 71V70H117ZM140 71V70H139ZM169 71V70H168ZM172 71H174V70H172ZM180 71V70H179ZM182 71V70H181ZM180 71V72H181ZM202 71V70H201ZM200 71V72H201ZM241 71H243V73L241 72ZM255 71H256V69H255ZM264 71V70H263ZM8 72V71H7ZM6 72V73H7ZM44 72V71H43ZM84 72V71H83ZM99 72V71H98ZM101 72H103V71H101L100 70V72L99 73H101ZM108 72V71H107ZM113 72V71H112ZM145 72V71H144ZM149 72H150V70H149ZM149 72H148V74H149ZM170 72V71H169ZM185 71H183V74H182V78L184 79V78H187V76H188V78L189 77H192L193 76V74H195V73H193L192 74V76H191V74L190 75H185V73H187V72H185ZM189 72V71H188ZM214 72V74H212ZM250 72H252V71H250ZM4 73H5V71H4ZM114 73V72H113ZM116 73V72H115ZM122 73V72H121ZM137 73H138V71H137ZM157 73V72H156ZM155 73V74H156ZM165 73H168V72H163L162 74H164V75H166ZM172 73V72H171ZM170 73V74H171ZM196 73H198V71L196 72ZM235 74V75H232V74ZM253 73H255L254 71H253ZM52 74V73H51ZM94 74V73H93ZM102 74V73H101ZM100 74V75H101ZM105 74V73H104ZM118 74V73H117ZM150 74H152V72H150ZM154 74V75H155ZM83 75V74H82ZM95 75V74H94ZM99 75V76H100ZM108 75H109V73H108ZM115 75V74H114ZM131 75V74H130ZM137 75V74H136ZM146 75V74H145ZM157 75V74H156ZM159 75V74H158ZM164 75H163V79H165L164 78ZM203 75V74H202ZM223 75H224V79H226L225 78V76H227V78L229 77V79H227V80H225V83H223L222 82V77H223ZM231 75H232V77H231ZM3 76V75H2ZM76 76V75H75ZM92 76V75H91ZM169 76V75H168ZM171 76V75H170ZM174 76H176V73L175 74H173V77ZM177 76H179V74H177ZM254 76V77H253ZM1 77V76H0ZM98 76H96V79H98L97 78ZM103 77V76H102ZM106 77V76H105ZM119 77H120V79H121V77L122 76H120L119 75ZM138 77V76H137ZM144 76H142L141 75V78H143ZM155 77V76H154ZM156 77H158V76H156ZM162 77V76H161ZM181 77V76H180ZM195 77V76H194ZM107 78H109V77H107ZM135 78V77H134ZM139 78V77H138ZM137 78V79H138ZM145 78H147L146 76H145ZM151 77H149V79H150ZM158 78H160V76L158 77ZM169 78V77H168ZM176 78V77H175ZM174 78V79H175ZM1 79L2 78H0V81H1ZM92 79V78H91ZM102 79H104V78H102ZM119 79V80H120ZM122 79H123V77H122ZM156 78H154V80H155ZM162 79V78H161ZM160 79V80H161ZM167 79V78H166ZM173 79V80H174ZM191 79V78H190ZM193 79V78H192ZM4 80V79H3ZM2 80V81H3ZM87 80V79H86ZM112 80V79H111ZM142 80V79H141ZM145 80V79H144ZM143 80V81H144ZM151 80H153L152 78H151ZM168 80H170V78L168 79ZM177 80H179V79H177ZM173 81V82H176V84L175 85H177V82L178 81ZM181 80V79H180ZM184 80H186V79H184ZM189 80V79H188ZM195 79H193V82H195L194 81ZM213 80V81H212ZM93 81H96V80H92V82ZM122 81V80H121ZM163 81V80H162ZM207 81H209V83H213V84H216L218 87H216V89L214 90V91H211L212 89H210V91L208 90V87L207 86H205L204 84L207 82ZM224 81V80H223ZM112 82V81H111ZM146 82H147V80H146ZM146 82H145V84H146ZM150 82V81H149ZM168 83H169V81H167ZM180 82V81H179ZM190 82V81H189ZM192 82V81H191ZM197 82V81H196ZM200 82V81H199ZM205 82V83H204ZM14 83H16V82H14ZM87 83V82H86ZM151 83V82H150ZM158 83V82H157ZM156 83V84H157ZM163 83V82H162ZM165 83H166V81H165ZM168 83H166V84H168ZM186 83V82H185ZM188 83V82H187ZM198 83V82H197ZM1 84V83H0ZM98 84H100V83H98ZM102 84V83H101ZM179 84V83H178ZM183 84V82L181 83V85ZM190 84V83H189ZM103 85V84H102ZM129 85V84H128ZM168 85H170V83L168 84ZM180 85V86H181ZM187 85V84H186ZM191 85V84H190ZM207 85H208V83H207ZM215 85V86H216ZM99 86V85H98ZM143 86V85H142ZM159 86H161V85H159ZM163 86V85H162ZM165 86V85H164ZM173 86V85H172ZM183 86V85H182ZM181 86V87H182ZM110 87V86H109ZM108 87V88H109ZM111 87H113L112 85H111ZM138 87V86H137ZM145 87V86H144ZM147 87V86H146ZM167 87V86H166ZM165 87V88H166ZM179 87V86H178ZM177 87V89H179ZM187 87V86H186ZM190 87V86H189ZM48 88V87H47ZM80 88V87H79ZM149 88V87H148ZM154 88H155V86H154ZM192 88V87H191ZM43 89H45V88H43ZM74 89V88H73ZM130 89V88H129ZM141 89V88H140ZM168 89V88H167ZM176 89V88H175ZM177 89H176V91H177ZM188 89V88H187ZM41 90V89H40ZM78 90V89H77ZM113 90V89H112ZM126 90V89H125ZM137 90V89H136ZM135 90V91H136ZM150 90V89H149ZM148 90V91H149ZM155 90V89H154ZM163 90V89H162ZM173 90H174V88H173ZM183 90V89H182ZM188 90V91H189ZM81 91V90H80ZM84 91V90H83ZM88 91V90H87ZM144 91H145V89H144ZM148 91H146V92H148ZM165 91V90H164ZM163 91V92H164ZM185 91V89L183 90V92ZM18 92V91H17ZM49 92V91H48ZM92 92V91H91ZM108 92V91H107ZM118 92V91H117ZM130 92V91H129ZM167 92H168V90H167ZM171 92V91H170ZM95 93V92H94ZM133 93H135V92H133ZM145 93V92H144ZM165 93V92H164ZM179 93V92H178ZM186 93V92H185ZM86 94V93H85ZM132 94V93H131ZM166 94V93H165ZM168 94V93H167ZM175 94V93H174ZM108 95V94H107ZM118 95H119V93H118ZM124 95V94H123ZM129 95V94H128ZM128 95L126 94V97H128ZM133 95V94H132ZM171 95V94H170ZM39 96H41V95H39ZM101 96V95H100ZM122 96V95H121ZM156 96V95H155ZM176 96V95H175ZM97 97H98V95H97ZM123 97V96H122ZM156 97H158V95L156 96ZM100 98V97H99ZM119 98V97H118ZM117 98V99H118ZM134 98V97H133ZM152 98V97H151ZM150 98V99H151ZM65 99V98H64ZM124 99V98H123ZM127 99H129V98H127ZM67 100V99H66ZM114 100V99H113ZM125 100H126V98H125ZM21 102H22V100H20ZM58 101H59V99H58ZM57 101V102H58ZM130 101V100H129ZM129 101H127V102H129ZM133 101H135V100H133ZM9 102H10V100H9ZM79 102V101H78ZM126 102V101H125ZM2 103V102H1ZM11 103V102H10ZM15 103V102H14ZM39 103H40V101H39ZM60 103V102H59ZM69 103H70V101H69ZM69 103H67V104H69ZM80 103V102H79ZM99 103V102H98ZM116 103H119V102H116ZM131 103V102H130ZM137 103V102H136ZM19 104V103H18ZM53 104H55V103H53ZM132 104V103H131ZM135 104V102L133 103V105ZM177 104V105H178ZM20 105V104H19ZM22 105V104H21ZM24 105V104H23ZM22 105V106H23ZM60 105V104H59ZM104 105V104H103ZM107 105V104H106ZM136 105V104H135ZM64 106V105H63ZM68 106V105H67ZM70 106H71V103H70ZM69 106V107H70ZM114 106V105H113ZM118 106V105H117ZM11 107V106H10ZM24 107V106H23ZM38 107V106H37ZM80 107V106H79ZM130 107V106H129ZM134 107L135 106H133V108L132 109H134ZM150 107V106H149ZM175 107V106H174ZM9 108V107H8ZM21 108V107H20ZM31 108H33V107H31ZM72 108V107H71ZM82 108V107H81ZM104 108V107H103ZM110 108V107H109ZM185 108V107H184ZM5 109V108H4ZM64 109V108H63ZM67 109V108H66ZM84 109V108H83ZM86 109V108H85ZM97 109V108H96ZM179 109H180V107H179ZM17 110V109H16ZM19 110H21V109H19ZM35 110V109H34ZM65 110V109H64ZM78 110V109H77ZM87 110V109H86ZM18 111V110H17ZM26 111V110H25ZM51 111V110H50ZM107 111V110H106ZM123 111V110H122ZM128 111V110H127ZM180 110H178V112H179ZM35 112V111H34ZM49 112V111H48ZM79 112V111H78ZM96 112V111H95ZM104 112V111H103ZM124 112V111H123ZM153 112V111H152ZM24 113H26V112H24ZM83 113V112H82ZM94 113V112H93ZM128 113V112H127ZM27 114V113H26ZM30 114V113H29ZM32 114V113H31ZM107 114V113H106ZM116 114V113H115ZM115 114H114V116H115ZM123 114V113H122ZM129 114V113H128ZM148 114H150V113H148ZM19 116H20V114H18ZM22 115V114H21ZM36 115V114H35ZM109 115V114H108ZM112 115V114H111ZM119 115V114H118ZM126 115V114H125ZM151 115V114H150ZM153 115V114H152ZM151 115V116H152ZM180 115V114H179ZM28 116V115H27ZM31 116V115H30ZM43 116V115H42ZM60 116V115H59ZM84 116V115H83ZM93 116V115H92ZM122 116V115H121ZM129 116V115H128ZM87 117V116H86ZM106 117H108V116H106ZM113 117V116H112ZM111 117V118H112ZM150 117V116H149ZM37 118H38V116H37ZM42 118V117H41ZM95 118H96V116H95ZM102 118H103V116H102ZM101 118V119H102ZM141 118V117H140ZM30 119V118H29ZM46 119V118H45ZM104 119H106V118H104ZM103 119V120H104ZM118 119V118H117ZM124 119V118H123ZM133 119H135V118H133ZM41 120V119H40ZM43 120V119H42ZM73 120V119H72ZM86 120V119H85ZM96 120V119H95ZM138 120H139V118H138ZM162 120V121H163ZM171 120V119H170ZM56 121V120H55ZM75 121V120H74ZM93 121V120H92ZM106 121V120H105ZM122 121V120H121ZM148 121V122H149ZM90 122V121H89ZM88 122V123H89ZM145 122V121H144ZM144 122H142V123H144ZM172 122V121H171ZM70 123V122H69ZM75 123V122H74ZM84 123V122H83ZM82 123V124H83ZM119 123V122H118ZM121 123V122H120ZM147 123V122H146ZM63 124V123H62ZM62 124H60V125H62ZM107 124V123H106ZM52 125V124H51ZM56 125V124H55ZM67 125V124H66ZM70 125V124H69ZM86 125V124H85ZM91 125V124H90ZM119 125V124H118ZM127 125H128V123H127ZM131 125H132V123H131ZM147 125V124H146ZM47 126H49V125H47ZM58 126V125H57ZM72 126V125H71ZM77 126V125H76ZM141 126V125H140ZM52 127V126H51ZM62 127H64V126H62ZM114 127V126H113ZM38 128V127H37ZM108 128V127H107ZM53 129L54 128H52V131H53ZM61 129V128H60ZM99 129V128H98ZM22 130V129H21ZM108 130V129H107ZM125 130V129H124ZM134 130V129H133ZM137 130V129H136ZM103 131V130H102ZM127 131V130H126ZM132 131V130H131ZM139 131V130H138ZM61 132H62V130H61ZM88 132V131H87ZM105 132V131H104ZM109 132V131H108ZM108 132H107V134H108ZM112 132V131H111ZM114 132V131H113ZM122 132V131H121ZM130 132V131H129ZM133 132H135V133H137L136 131H133ZM142 132V133H143ZM163 132V131H162ZM165 132V131H164ZM48 133H49V131H48ZM55 133V132H54ZM90 133V132H89ZM126 133H128V132H126ZM138 133H140V132H138ZM138 133H137V135H138ZM161 133V132H160ZM167 133V132H166ZM44 134V133H43ZM42 134V135H43ZM59 134V133H58ZM61 134V133H60ZM87 134V133H86ZM109 134H111V133H109ZM121 134V133H120ZM129 134H131V133H129ZM161 134H163V133H161ZM165 134V133H164ZM31 135V134H30ZM40 135V134H39ZM52 135V134H51ZM91 135V134H90ZM93 135V134H92ZM91 135V136H92ZM114 135V134H113ZM136 135V134H135ZM140 135V134H139ZM138 135V136H139ZM170 135V134H169ZM41 136V135H40ZM61 136V135H60ZM71 136V135H70ZM132 136V135H131ZM164 136H166V135H164ZM42 137H44V136H42ZM79 137L80 136H78V140H79ZM126 137H127V135H126ZM163 136H161V138H162ZM167 137V136H166ZM170 137V136H169ZM168 137V138H169ZM13 138V137H12ZM20 138V137H19ZM117 138V137H116ZM174 138V139H175ZM45 139H47L46 138V136H45ZM105 139H107V138H105ZM128 139V138H127ZM137 139V138H136ZM142 139V138H141ZM146 139V140H147ZM29 140V139H28ZM32 140V139H31ZM51 140V139H50ZM53 140V139H52ZM56 140V139H55ZM69 140V139H68ZM76 140V139H75ZM131 140H132V138H131ZM143 140V139H142ZM145 140V141H146ZM162 140V139H161ZM13 141V140H12ZM15 141V140H14ZM30 141V140H29ZM37 141V140H36ZM39 141V140H38ZM46 141V140H45ZM59 141V140H58ZM77 141V140H76ZM75 141V142H76ZM95 141V140H94ZM96 141H98V140H96ZM105 141V140H104ZM114 141H115V139H114ZM121 141V140H120ZM128 141V140H127ZM135 141V140H134ZM134 141H131V142H134ZM137 141H138V139H137ZM179 141H177V142H179ZM32 142V141H31ZM54 142V141H53ZM69 142V141H68ZM83 142V141H82ZM106 142V141H105ZM136 142V141H135ZM148 142H150V141H148ZM152 142V141H151ZM28 143V142H27ZM58 143H60V142H58ZM62 143V142H61ZM66 143V142H65ZM64 143V144H65ZM79 143V142H78ZM153 143V142H152ZM151 143V144H152ZM163 143H164V145L163 146H161V149L160 148H158V149H160V151H161V153H162V155H165V156H167L168 157V154L167 153H172L173 152V150H175L176 148H178V147H180V145H178V146H171L170 147V143L168 144V140H167V142H166V144H165V142L163 141ZM173 143H175L174 142V140H173ZM22 144V143H21ZM73 144V143H72ZM75 144H77V143H75ZM109 144H112V143H109ZM154 144V145H155ZM60 145V144H59ZM115 145V144H114ZM162 145V144H161ZM172 145H174V144H172ZM32 146V145H31ZM30 146V147H31ZM41 146V145H40ZM57 146V145H56ZM68 146V145H67ZM73 146V145H72ZM75 146V145H74ZM78 146V145H77ZM36 147H37V145H36ZM39 147V146H38ZM37 147V148H38ZM45 147V146H44ZM52 147V146H51ZM63 147H65L64 145H63ZM115 147V146H114ZM134 147V146H133ZM41 148V147H40ZM74 148V147H73ZM104 148V147H103ZM106 148H108V147H105L104 149H106ZM129 148H131V147H129ZM102 149V148H101ZM103 149V150H104ZM111 149V148H110ZM109 149V150H110ZM122 149H124V148H122ZM122 149L120 150V151H122ZM157 149V150H158ZM169 149V150H168ZM43 150H44V148H43ZM54 150V149H53ZM72 150V149H71ZM80 150V149H79ZM116 150H119V148L117 149H115V153H116ZM177 150V149H176ZM179 150V149H178ZM113 151V150H112ZM128 151V150H127ZM159 151V152H160ZM45 152V151H44ZM59 152V151H58ZM75 152V151H74ZM108 152V151H107ZM119 152V151H118ZM131 152V151H130ZM158 152V151H157ZM182 152V153H181ZM34 153H36L35 151H34ZM151 153V152H150ZM55 154V153H54ZM114 154V153H113ZM118 154H120V152L118 153ZM122 154H125V152L124 153H122ZM132 154V153H131ZM154 154H156L155 152H154ZM153 153L151 154L152 156L154 155ZM159 154V153H158ZM167 154V155H166ZM178 154V153H177ZM72 155H74L73 153H72ZM179 155V156H180ZM42 156V155H41ZM64 156V155H63ZM98 156H99V154H98ZM104 157L103 158H105V155H103ZM149 156L150 155H147V157H148V160H149ZM152 156H150V157H152ZM157 156V155H156ZM177 156V155H176ZM175 156V157H176ZM180 156V157H181ZM31 157V156H30ZM62 157V156H61ZM101 157V156H100ZM153 157H155V156H153ZM10 158V157H9ZM60 158V157H59ZM94 158H96L95 156H94ZM102 158V157H101ZM131 158V157H130ZM158 158H161V157H158ZM171 158V157H170ZM55 159V158H54ZM58 159V158H57ZM70 159V158H69ZM106 159V158H105ZM116 159V158H115ZM151 159V158H150ZM153 159V158H152ZM103 160V159H102ZM120 162L122 163V167L125 169V171H124V173L126 174V176H127V173L130 175L131 174V172H135V170H137V169H135V166H139V164H132L131 162H130V159H127V160H124V157L123 158H120ZM143 160H144V158H143ZM155 160H156V158H155ZM155 160H152V161H155ZM172 160V159H171ZM32 161V160H31ZM56 161V160H55ZM67 161V160H66ZM139 161V160H138ZM147 161V160H146ZM151 161V162H152ZM162 161V160H161ZM164 161V160H163ZM162 161V162H163ZM36 162V161H35ZM38 162V161H37ZM68 162V161H67ZM66 162V163H67ZM100 162V161H99ZM112 162V161H111ZM158 162V161H157ZM177 162H178V160H177ZM6 163V162H5ZM29 163V162H28ZM102 163H104L103 161H102ZM134 163H136V162H134ZM160 163V162H159ZM158 163V164H159ZM13 165H14V162L12 163ZM23 164V163H22ZM141 164V163H140ZM152 164V163H151ZM157 164V163H156ZM161 164V163H160ZM163 164H164V162H163ZM167 164V163H166ZM166 164H164V168H165V166H166ZM180 164V163H179ZM183 164V165H184ZM27 165V164H26ZM94 165H95V163H94ZM169 165V164H168ZM174 165V164H173ZM172 165V166H173ZM181 165V164H180ZM60 166V165H59ZM103 166V165H102ZM119 166V165H118ZM121 166V165H120ZM143 165L141 164V167H142ZM175 166V165H174ZM185 166V165H184ZM2 167V166H1ZM26 167V166H25ZM42 167V166H41ZM52 167V166H51ZM89 167H91V166H89ZM146 167V166H145ZM156 167V166H155ZM163 167H161L162 168V170L164 169ZM171 167V166H170ZM13 168H14V166H13ZM54 168V167H53ZM62 168V167H61ZM74 168V167H73ZM139 168V167H138ZM147 168V167H146ZM158 168V167H157ZM156 168V169H157ZM166 168H167V166H166ZM166 168H165V170H166ZM176 168V167H175ZM66 169V168H65ZM99 169V168H98ZM117 169V168H116ZM135 169V170H134ZM61 170H63V169H61ZM140 170V169H139ZM144 170V169H143ZM142 170V171H143ZM151 170V169H150ZM161 170V171H162ZM41 171V170H40ZM69 171V170H68ZM98 171V170H97ZM157 171V170H156ZM31 172V171H30ZM34 172V171H33ZM62 172V171H61ZM66 172V171H65ZM93 172V171H92ZM133 172V173H134ZM146 172V171H145ZM94 173H96V172H94ZM104 173H105V170H104ZM111 173V172H110ZM115 173V172H114ZM117 173H118V171H117ZM138 173V172H137ZM141 173H143V172H141ZM34 174V173H33ZM32 174V175H33ZM37 174V173H36ZM100 174V173H99ZM153 174V173H152ZM158 174V173H157ZM98 175V174H97ZM103 176H104V174H102ZM108 175V177H109V175H111V174H107ZM146 175V174H145ZM163 175V174H162ZM131 176H132V174H131ZM131 176H127V177H129L130 179H131ZM134 176V175H133ZM106 177V176H105ZM124 177V176H123ZM126 177V178H127ZM144 177V176H143ZM152 177V176H151ZM167 177V176H166ZM104 178V177H103ZM102 178V179H103ZM121 178V177H120ZM126 178L124 179V180H126ZM140 177H138L137 178V181H138V179H139ZM147 178V177H146ZM150 178V177H149ZM163 178H165V175H164V177ZM172 178V177H171ZM170 178V179H171ZM48 179V178H47ZM51 179V178H50ZM108 179V178H107ZM128 179V178H127ZM159 179V178H158ZM161 179V178H160ZM29 180V179H28ZM105 180V179H104ZM111 180V179H110ZM115 180V179H114ZM118 180V179H117ZM129 180V179H128ZM133 180V179H132ZM136 180V179H135ZM119 181V180H118ZM121 181V180H120ZM123 181V180H122ZM131 180H129V182H130ZM153 181V180H152ZM159 181V180H158ZM162 181V180H161ZM173 181V180H172ZM176 181V180H175ZM126 182V181H125ZM124 182V183H125ZM128 182V183H129ZM135 182V181H134ZM139 182V181H138ZM142 182H144V181H142ZM155 182V181H154ZM7 183V182H6ZM14 183V182H13ZM112 183V182H111ZM114 183V182H113ZM131 183H133L132 181H131ZM130 183V184H131ZM169 183V182H168ZM171 183V182H170ZM174 183V182H173ZM177 183H176V185H177ZM20 184V183H19ZM34 184V183H33ZM117 184H119V182L117 183ZM146 184V183H145ZM151 184H153V183H151ZM175 184V183H174ZM37 185V184H36ZM35 185V186H36ZM46 185V184H45ZM54 185V184H53ZM58 185V184H57ZM116 185V184H115ZM122 185V184H121ZM120 185V186H121ZM132 185V184H131ZM142 185H144L143 183H142ZM161 185V184H160ZM228 185H232L233 186V189H227V186ZM4 186V185H3ZM16 186H18V185H16ZM34 186V185H33ZM42 186V185H41ZM62 186H64V185H62ZM105 186V185H104ZM113 186V185H112ZM127 186H128V184H127ZM140 186V185H139ZM146 186V185H145ZM149 186V185H148ZM154 186V185H153ZM172 186V185H171ZM51 187V186H50ZM49 187V188H50ZM56 187V186H55ZM59 187H60V185H59ZM129 187V189H131L132 187H130V186H128ZM127 187V188H128ZM147 187V186H146ZM2 188V187H1ZM0 188V189H1ZM29 188V187H28ZM46 188V187H45ZM53 188V187H52ZM58 188V187H57ZM148 188V187H147ZM153 188V187H152ZM157 188V187H156ZM232 188V187H231ZM51 189V188H50ZM88 189V188H87ZM98 189V188H97ZM110 189V188H109ZM113 189V188H112ZM111 189V190H112ZM115 189V188H114ZM121 189V188H120ZM128 189V190H129ZM133 189V188H132ZM173 189H175V187H173ZM172 189V190H173ZM24 190V189H23ZM47 190V189H46ZM119 190V189H118ZM122 190V189H121ZM120 190V191H121ZM125 191H126V189H124ZM127 190V191H128ZM134 190V189H133ZM146 190H148V189H146ZM158 190V189H157ZM167 190H169V189H167ZM176 190H178V189H176ZM44 191V190H43ZM66 191V190H65ZM114 191V190H113ZM137 191V190H136ZM166 191V190H165ZM170 191V190H169ZM191 191V192H190ZM8 192H10V191H8ZM12 192V191H11ZM17 192V191H16ZM19 192V191H18ZM24 193H25V191H23ZM37 192H39V191H37ZM68 192V191H67ZM88 192H90L89 190L87 191V193ZM109 192V191H108ZM108 192H107V194H108ZM116 192H119V191H116ZM122 192V191H121ZM130 192V191H129ZM138 192V191H137ZM15 193V192H14ZM66 193V192H65ZM95 193H96V190H95ZM111 193H113V192H111ZM110 193V194H111ZM125 193V192H124ZM168 193V192H167ZM22 194V193H21ZM94 194V193H93ZM92 194V195H93ZM102 194V193H101ZM100 194V195H101ZM122 194H123V192H122ZM129 194H131V193H129ZM194 194V193H193ZM196 194H195V196H196ZM2 195V194H1ZM7 195H9V194H7ZM6 195V196H7ZM31 195V194H30ZM34 195V194H33ZM43 195V194H42ZM97 195H99V194H97ZM99 195V196H100ZM120 195V194H119ZM142 195V194H141ZM145 195V194H144ZM166 195V194H165ZM197 195V196H198ZM4 196V195H3ZM2 196V197H3ZM16 196V195H15ZM55 196V195H54ZM93 196H95V195H93ZM93 196L92 197H90V198H93ZM102 196H103V194H102ZM124 196V195H123ZM128 196V195H127ZM148 196V195H147ZM157 196V195H156ZM170 196V195H169ZM179 196V195H178ZM177 196V197H178ZM188 196V197H189ZM13 196H11V198H12ZM21 197V196H20ZM24 197V196H23ZM89 197V196H88ZM96 197V196H95ZM104 197V196H103ZM102 197V198H103ZM106 197V196H105ZM130 197V196H129ZM141 197V196H140ZM155 197V196H154ZM165 197H167V196H165ZM194 197V196H193ZM199 197V196H198ZM8 198V197H7ZM10 198V197H9ZM35 198H36V196H35ZM51 198V197H50ZM111 198V197H110ZM134 198V197H133ZM143 198H145V197H143ZM149 198H150V196H149ZM179 198V197H178ZM181 198V197H180ZM179 198V199H180ZM187 198V197H186ZM196 198V197H195ZM195 198H194V200H195ZM21 199H22V197H21ZM94 199V198H93ZM92 199V200H93ZM116 199V198H115ZM137 199V198H136ZM148 199V198H147ZM168 199V198H167ZM166 199V200H167ZM188 199V198H187ZM190 199V198H189ZM189 199H188V201L187 200H185V199H183V204L184 205H186L187 207H188V204L190 205L191 204V202L189 201ZM20 200V199H19ZM24 200V199H23ZM53 200V199H52ZM51 200V201H52ZM110 200V199H109ZM150 200V199H149ZM162 200V199H161ZM164 200V199H163ZM165 200V201H166ZM193 200V199H192ZM198 200V199H197ZM199 200H200V198H199ZM44 201V200H43ZM106 201V200H105ZM112 201V200H111ZM120 201V200H119ZM143 201V200H142ZM168 201V200H167ZM182 201V200H181ZM201 202H202V200H200ZM199 201V202H200ZM21 202V201H20ZM46 202V201H45ZM44 202V203H45ZM104 202V201H103ZM157 202V201H156ZM180 202V201H179ZM33 203V202H32ZM44 203H43V205H44ZM109 203V202H108ZM114 203V202H113ZM117 203V202H116ZM138 203H140V202H138ZM165 203V202H164ZM1 204V203H0ZM42 204V203H41ZM40 204V205H41ZM123 205H122V208H123V206H124V203H122ZM129 204H130V202H129ZM128 204V205H129ZM153 204V203H152ZM155 204V203H154ZM172 204V203H171ZM178 204V203H177ZM193 204H195L194 203V201H193ZM197 204V203H196ZM200 204V203H199ZM2 205V204H1ZM33 205V204H32ZM110 205V204H109ZM108 205V206H109ZM130 205H133V204H130ZM144 205V204H143ZM147 205V204H146ZM163 205V204H162ZM174 207H175V204H172ZM180 205H181V203H180ZM202 205V203H201V206H203ZM42 206V205H41ZM48 206H49V204H48ZM47 206V207H48ZM52 206V205H51ZM82 206V205H81ZM90 206V205H89ZM133 206H135V205H133ZM132 206V207H133ZM140 206L141 205H139L138 207L140 208ZM155 206V205H154ZM179 206V205H178ZM186 206H185V208H186ZM200 206V205H199ZM1 207V206H0ZM38 207V206H37ZM58 207V206H57ZM85 207V206H84ZM87 207V206H86ZM98 207V206H97ZM99 207H100V205H99ZM110 207V206H109ZM109 207H108V209H109ZM149 207H151V206H149ZM159 207V206H158ZM181 207H182V205H181ZM184 207V206H183ZM182 207V208H183ZM33 208V207H32ZM44 208V207H43ZM83 208V207H82ZM90 208V207H89ZM91 208H93V207H91ZM115 208V207H114ZM129 208V207H128ZM134 208V207H133ZM132 208V209H133ZM136 208H137V205H136ZM146 208V207H145ZM154 208V207H153ZM169 208H170V206H169ZM179 208V207H178ZM182 208H181V210H182ZM189 208V207H188ZM187 208V209H188ZM192 208L194 209V207L192 206ZM40 209H42V208H40ZM39 209V210H40ZM52 209V208H51ZM117 209V208H116ZM129 209H131V208H129ZM135 209V208H134ZM142 209V208H141ZM140 209V210H141ZM156 209V208H155ZM161 209V208H160ZM160 209H158V210H160ZM175 209V208H174ZM90 210V209H89ZM100 210V209H99ZM98 210V212H100ZM110 210V209H109ZM120 210H123V209H120ZM136 210V209H135ZM139 210V209H138ZM139 210V211H140ZM150 211H152L151 209H149ZM162 210V209H161ZM164 210V209H163ZM168 210V209H167ZM178 210V209H177ZM177 210H176V212H177ZM179 210H180V208H179ZM180 210V211H181ZM196 210V209H195ZM195 210H193L194 212H195ZM1 211H2V209H1ZM38 211V210H37ZM60 211V210H59ZM79 211H81V210H79ZM88 211V210H87ZM92 211V210H91ZM124 211V210H123ZM143 211V209L141 210V212ZM191 211V210H190ZM34 212V211H33ZM36 212V211H35ZM102 212V211H101ZM111 212V211H110ZM115 212V211H114ZM131 212H132V210H131ZM157 212V211H156ZM168 212V211H167ZM192 212V211H191ZM191 212H189L190 214H191ZM193 212V213H194ZM28 213V212H27ZM51 213V212H50ZM90 213V212H89ZM88 213V214H89ZM95 213V212H94ZM113 213V212H112ZM117 213V212H116ZM120 213V212H119ZM126 214L127 213H130V212H128V210H126V212H125ZM160 213V212H159ZM165 213V212H164ZM178 213V212H177ZM186 213H188V211L186 212ZM196 213V212H195ZM194 213V214H195ZM198 213V214H199ZM84 214V213H83ZM106 214H107V212H106ZM118 214V213H117ZM142 214L144 215V213L142 212ZM166 214V213H165ZM178 214H180V213H178ZM183 214H185V212H183ZM183 214H180V215H183ZM197 214V215H198ZM215 214H216V216H215ZM245 214V213H244ZM53 215V214H52ZM51 215V216H52ZM58 215V214H57ZM75 215H77V214H75ZM92 215V214H91ZM97 215V214H96ZM100 215H101V213H100ZM112 215V214H111ZM158 215V214H157ZM168 215V214H167ZM196 215V214H195ZM246 215V216H247ZM261 215V214H260ZM2 216V215H1ZM63 216V215H62ZM95 216V215H94ZM98 216V215H97ZM121 216V215H120ZM119 216V217H120ZM122 216H125V215H122ZM163 216H164V214H163ZM169 216V215H168ZM176 216V215H175ZM178 216V215H177ZM186 216H189V215H186ZM186 216H183V217H186ZM193 216V215H192ZM191 216V217H192ZM245 216V217H246ZM255 216H256V214H255ZM35 217H36V215H35ZM34 217V218H35ZM78 217V216H77ZM96 217V216H95ZM114 217H115V215H114ZM141 217H143V216H141ZM155 217V216H154ZM162 217V216H161ZM172 217V216H171ZM190 217V216H189ZM200 217V216H199ZM241 218H242V216H240ZM240 217H238V218H240ZM249 217V216H248ZM90 219L91 218H94V217H89ZM98 218V217H97ZM105 218V217H104ZM111 218V217H110ZM115 218H118V217H115ZM114 218V219H115ZM124 218V217H123ZM122 218V220H123V223H125V218L123 219ZM132 218V217H131ZM140 218V216L138 217V219ZM148 218V217H147ZM158 218H159V215H158ZM178 218V217H177ZM180 218H182V217H180ZM240 218V219H241ZM0 219H2L1 217H0ZM4 219H5V216H4ZM70 219V218H69ZM119 219V218H118ZM130 220V217L129 218H126V220ZM144 219H146V218H144ZM143 219V220H144ZM157 219V218H156ZM161 219V218H160ZM174 219H175V217H174ZM185 219V218H184ZM193 219V218H192ZM245 219V218H244ZM248 220H249V218H247ZM256 219V218H255ZM254 219V220H255ZM261 219V218H260ZM259 219V220H260ZM75 220V219H74ZM78 220V218L76 219V221ZM84 220H85V222H86V219L84 218ZM104 220V219H103ZM121 220V219H120ZM136 220H137V217H136ZM159 220V219H158ZM169 220H171V219H169ZM177 220V219H176ZM179 220H181V219H179ZM183 220V219H182ZM190 220V219H189ZM204 220V219H203ZM248 220H247V222H248ZM250 220H249V222H250ZM257 220V219H256ZM255 220V221H256ZM1 221V220H0ZM5 221V220H4ZM3 221V222H4ZM146 221V220H145ZM184 221H187L186 219L184 220ZM192 221V220H191ZM202 221V220H201ZM80 222V221H79ZM97 222V221H96ZM115 222V221H114ZM130 222V225H131V220L129 221ZM129 222H127L128 224H129ZM133 222V221H132ZM142 222V221H141ZM147 223L149 222V220L148 221H146ZM171 222V221H170ZM180 222V221H179ZM243 223H244V220L242 221ZM242 222H241V225H245V224H242ZM48 223V222H47ZM77 223V222H76ZM82 224H83V222H81ZM81 223L80 224H78V226L79 225H81ZM87 223H88V221H87ZM99 223V222H98ZM123 223H120V224H122V226L123 225H125V224H123ZM134 223V222H133ZM144 223V222H143ZM186 223H188V222H185V225H186ZM194 223H195V219H194ZM197 223L198 222H196V225H197ZM205 223V222H204ZM231 224H233V225H235V223H236V219H233V221H232V218H231V222H230ZM237 223H238V221H237ZM253 223L255 224L256 222H254L253 221ZM258 223V222H257ZM264 223V222H263ZM262 223V224H263ZM1 224V223H0ZM40 224V223H39ZM66 224V223H65ZM119 224V223H118ZM119 224V226H121ZM128 224H126V225H128ZM139 224V223H138ZM155 223H153L152 225H154ZM159 224V223H158ZM173 224V223H172ZM178 224V223H177ZM184 224V223H183ZM192 224H193V222H192ZM200 224V223H199ZM212 224V223H211ZM211 224H210V227H213V228H210V230L211 229H215V230H218L219 231V227H217L216 228V226H215V228H214V226L212 225L211 226ZM252 224V223H251ZM254 224L252 225L253 227H254ZM260 224V223H259ZM52 225V224H51ZM92 225H94V224H92ZM113 225V224H112ZM125 225V226H126ZM129 225V226H130ZM140 225H141V223H140ZM143 225V224H142ZM150 223H149V226H152ZM179 225V224H178ZM189 225V224H188ZM195 225V224H194ZM193 225V226H194ZM203 225V224H202ZM216 225H218V224H216ZM221 226H222V224H220ZM220 225H218V226H220ZM225 225V224H224ZM223 225V227H226V225L224 226ZM239 225V224H238ZM264 225V224H263ZM48 226V225H47ZM70 226V225H69ZM74 226H76V225H74ZM83 226H84V224H83ZM89 226V225H88ZM99 226V225H98ZM114 226V225H113ZM117 227H118V225H116ZM124 226V227H125ZM134 226V225H133ZM164 226V225H163ZM192 226V227H193ZM207 226V228H208V226L209 225H206ZM206 226H204V227H206ZM229 226V225H228ZM246 226V225H245ZM44 227V226H43ZM96 227V226H95ZM103 227V226H102ZM127 227V226H126ZM147 227V226H146ZM145 227V228H146ZM159 227V226H158ZM197 227V226H196ZM204 227H202V228H204ZM244 227V226H243ZM242 227V228H243ZM253 227H250V228H252V229H254ZM67 228H68V226H67ZM93 228V227H92ZM91 228V229H92ZM119 228V227H118ZM127 228H130V227H127ZM132 228V227H131ZM130 228V229H131ZM135 228V227H134ZM136 228H138V227H136ZM141 228H142V226H141ZM141 228H139V229H137V230H140ZM144 228V227H143ZM143 228L141 229L142 230V233H143ZM144 228V229H145ZM151 228V227H150ZM164 228V227H163ZM198 228H199V230H198V232L200 231V229H202V228H200L199 226H198ZM231 228H232V225H231ZM242 228L241 227H239V226H235L234 227V233L232 234L231 233V231H233V230H230V228H225V229H227L226 230V232H224V240L226 239V238H235V239H238L239 237H240V239L239 240H242ZM247 228H249V224H248V226H247ZM249 228V229H250ZM261 228V227H260ZM84 229V228H83ZM82 229V230H83ZM86 229V228H85ZM88 229H90V227L88 228ZM90 229V230H91ZM105 229V228H104ZM103 229V230H104ZM122 229V228H121ZM149 230V228H146L145 229V231L146 230ZM152 229V228H151ZM165 229H166V227H165ZM196 229V228H195ZM220 229H222V228H220ZM233 229V228H232ZM244 229V228H243ZM252 229H250V230H252ZM263 229V228H262ZM39 230H40V227H39ZM46 230H47V228H46ZM80 230V229H79ZM98 230H100V229H98ZM105 230H107V229H105ZM109 230V229H108ZM125 230V229H124ZM136 230V229H135ZM140 230V231H141ZM161 230V229H160ZM167 230V229H166ZM176 230V229H175ZM197 230V229H196ZM206 230V229H205ZM205 230H202V233L205 231ZM215 230H214V232H213V230H211V232H213V233H216L215 232ZM223 230L224 229H222V231L220 230V232L222 233L223 232ZM248 230V229H247ZM247 230L245 231V232H247ZM258 230H259V228H258ZM261 230V229H260ZM29 231V230H28ZM54 231V230H53ZM53 231H51V232H53ZM68 231V230H67ZM77 231V230H76ZM76 231L75 232H73V233H76ZM87 231V230H86ZM95 231V230H94ZM101 231H102V229H101ZM112 231V230H111ZM123 231V230H122ZM144 231V232H145ZM170 231H172V230H170ZM185 231V230H184ZM194 231V230H193ZM208 231V230H207ZM218 231H217V233H218ZM253 231V230H252ZM45 232V231H44ZM55 232V231H54ZM78 232V231H77ZM84 232V231H83ZM91 232V231H90ZM98 232V231H97ZM106 232V231H105ZM113 232V231H112ZM126 232V231H125ZM130 232H131V230H130ZM146 232H149V231H146ZM151 232H153V231H151ZM158 232V231H157ZM162 232V231H161ZM173 232V231H172ZM190 232V231H189ZM197 232V233H198ZM208 232H210V231H208ZM211 232H210V234H211ZM255 232V231H254ZM253 232V233H254ZM264 232V231H263ZM47 233V232H46ZM45 233V234H46ZM50 233V232H49ZM81 233V232H80ZM104 233V232H103ZM114 233V232H113ZM112 233V234H113ZM116 233V232H115ZM119 233V232H118ZM122 233H124V232H122ZM127 233V232H126ZM150 233V232H149ZM160 233V232H159ZM164 233V232H163ZM168 233V232H167ZM170 233V232H169ZM199 233H201V231L199 232ZM216 233V234H217ZM220 233V234H221ZM248 233V232H247ZM70 234V233H69ZM95 234V233H94ZM117 234V233H116ZM125 234V233H124ZM135 234V236L137 235L136 233H134ZM133 234V235H134ZM139 234V233H138ZM151 234V233H150ZM158 234V233H157ZM173 235L174 233H170V235ZM209 234V235H210ZM49 235V234H48ZM53 235V234H52ZM64 235H65V233H64ZM67 236H68V234H66ZM75 236L77 235V234H74ZM78 235H80V234H78ZM129 235V234H128ZM140 235V234H139ZM155 235V234H154ZM153 235V233H152V235H151V239H152V236H154ZM176 235V234H175ZM208 235V234H207ZM218 235V234H217ZM222 235H223V233H222ZM1 236V235H0ZM23 236H25L24 235V233H23ZM62 236V235H61ZM60 236V237H61ZM67 236H63L64 238H66ZM72 236V235H71ZM74 236V237H75ZM85 236V235H84ZM83 236V237H84ZM95 236V235H94ZM96 236H98V235H96ZM113 236H115V235H113ZM118 236V235H117ZM116 236V237H117ZM141 236V235H140ZM160 236H161V234H160ZM212 236V235H211ZM210 236V237H211ZM263 236V235H262ZM28 237V236H27ZM44 237V236H43ZM49 237V236H48ZM60 237H58V238H52V239H50V241H51V243L53 244V245H56V244H58V243H60V242H62L63 240H61L60 241ZM91 237V236H90ZM116 237H114L115 239V241H116ZM129 237V236H128ZM137 237V236H136ZM144 237H145V235H144ZM146 237H150V235L149 236H146ZM155 238H157L156 236H154ZM170 237V236H169ZM184 237V236H183ZM205 237V236H204ZM203 237V238H204ZM246 237H248L247 235H246ZM250 237H252V236H250ZM62 238V237H61ZM64 238H62V239H64ZM79 238H81V236H79ZM87 238V237H86ZM89 238V237H88ZM95 238V237H94ZM120 238V237H119ZM122 238V237H121ZM121 238H120V240H121ZM124 238V237H123ZM122 238V239H123ZM133 238V237H132ZM142 239H141V241L144 239L143 237H141ZM179 238V237H178ZM17 239V238H16ZM19 239L20 240H22L23 238L22 237H19ZM73 239V238H72ZM84 239V238H83ZM82 239V240H83ZM92 239H93V237H92ZM118 239V238H117ZM127 238H125V240H126ZM135 239V238H134ZM137 239V238H136ZM147 239V238H146ZM146 239H144V241L146 240ZM148 239H150V238H148ZM180 239V238H179ZM184 239V238H183ZM182 239V240H183ZM195 239V238H194ZM251 239V238H250ZM254 239V238H253ZM6 240V239H5ZM5 240L3 241V243H5ZM23 240H26V238H24ZM64 240H66V239H64ZM70 239H68V241H69ZM77 240V239H76ZM75 240V241H76ZM97 240V239H96ZM108 240V239H107ZM107 240H105V242L107 243ZM139 240H140V238H139ZM139 240H135V241H139ZM178 240V239H177ZM223 240V241H224ZM230 239H228V241H229ZM246 240H247V238H246ZM249 240V239H248ZM13 241V240H12ZM14 241H16L15 239H14ZM27 241V240H26ZM25 241V242H26ZM81 241V240H80ZM92 241V240H91ZM100 241V240H99ZM123 241V240H122ZM153 241H155V240H153ZM158 241V240H157ZM191 241H192V239H191ZM219 241V240H218ZM226 241V240H225ZM228 241L226 242V243H228ZM24 241H17V243H13V245H10V246H8L9 245V243L8 242H6V243H8L5 247L6 248H1L0 247V264H28L27 263V260H32L31 261V264H54V262H53V260L56 258V257H54V256H51V255H46V254H43L42 255V257H40L39 258V256L41 255L40 253V255L39 256H37L38 257V259H35V258H30L31 256H30V253H29V251L28 250H30L29 248V244H28V249L26 248V243H25ZM71 242V241H70ZM110 242V241H109ZM118 242V241H117ZM143 242V241H142ZM141 242V243H142ZM146 242H148V244H150L151 245V243H149V241H146ZM145 242V243H146ZM156 242V241H155ZM162 242V241H161ZM200 242V241H199ZM209 242V241H208ZM222 242V241H221ZM230 242V241H229ZM240 243H241V241H239ZM248 242V241H247ZM254 242V241H253ZM67 243V242H66ZM65 243V244H66ZM104 243V242H103ZM114 243V242H113ZM123 243V242H122ZM125 243V242H124ZM140 242H138L137 244H139ZM144 243V244H145ZM175 243V242H174ZM182 243V242H181ZM180 243V244H181ZM188 243V242H187ZM206 243V242H205ZM214 243V242H213ZM212 243V244H213ZM217 243H219V242H217ZM225 243V244H226ZM239 243V244H240ZM51 244V245H52ZM64 244V243H63ZM64 244V245H65ZM68 244V243H67ZM91 244V243H90ZM93 244V243H92ZM134 244H136V243H134ZM143 244V243H142ZM143 244V245H144ZM147 244V243H146ZM165 244V243H164ZM167 244V243H166ZM176 244V243H175ZM243 244V243H242ZM246 244V243H245ZM61 245V244H60ZM94 245H95V243H94ZM96 245H97V243H96ZM124 245V244H123ZM141 245V244H140ZM153 245H155V244H153ZM182 245V244H181ZM186 245V244H185ZM218 245H220V244H218ZM229 245V244H228ZM241 245V244H240ZM250 245V244H249ZM0 246H4V244L3 245H0ZM8 246V247H7ZM61 246H63V245H61ZM72 246H74V245H72ZM100 245H98V246H96V247H99ZM103 246H104V244H103ZM138 246V245H137ZM146 246V245H145ZM147 246H149V245H147ZM160 246V245H159ZM163 246V245H162ZM192 246V245H191ZM215 246V245H214ZM222 246V245H221ZM230 246V245H229ZM242 246V245H241ZM240 246V247H241ZM244 246V245H243ZM253 245L251 244V247H252ZM48 247V246H47ZM75 247V246H74ZM73 247V248H74ZM90 247V246H89ZM94 247V246H93ZM131 247V246H130ZM129 247V248H130ZM150 247V246H149ZM164 247V246H163ZM176 247H178V246H176ZM195 247V246H194ZM201 247V246H200ZM199 247V248H200ZM209 247V246H208ZM212 247V246H211ZM244 247H246V249L244 248ZM243 248L245 249V250H248L249 249V247L250 246H248V249H247V246L245 245ZM251 247H250V249H251ZM31 248H32V246H31ZM34 248V247H33ZM59 248V247H58ZM61 248H63V247H61ZM65 248V247H64ZM72 248V249H73ZM76 248H77V246H76ZM118 248V247H117ZM136 248V247H135ZM165 248V247H164ZM167 248H169V246L167 247ZM182 248V247H181ZM185 248V247H184ZM188 248V247H187ZM205 248H206V244H205ZM225 248V247H224ZM224 248H222V249H224ZM227 248V247H226ZM224 249L223 251H228L227 249ZM253 248H254V246H253ZM26 249V250H25ZM50 249V248H49ZM60 249V248H59ZM85 249V248H84ZM94 249V248H93ZM175 249H177V248H175ZM214 249V248H213ZM237 249V251H238V247L236 248ZM243 249V250H244ZM259 249V248H258ZM257 249V250H258ZM35 250V249H34ZM45 250V249H44ZM66 250V249H65ZM71 250V249H70ZM78 250V249H77ZM83 250V249H82ZM86 250V249H85ZM112 250H114V249H112ZM122 250H123V248H122ZM147 250H149V248H147ZM157 250V249H156ZM173 250V249H172ZM188 250V249H187ZM207 250H209V249H207ZM219 250L221 251V249H218V252H219ZM240 250H242V249H240ZM243 250H242V253L244 254L245 252H243ZM254 250H256V246H255V248H254ZM56 251V250H55ZM64 251V250H63ZM74 251V250H73ZM115 251V250H114ZM135 251V250H134ZM139 251V250H138ZM142 251V250H141ZM145 250H143V252H144ZM200 251V250H199ZM225 251V252H226ZM249 251V250H248ZM247 251V252H248ZM251 251V250H250ZM252 251H253V249H252ZM35 252V251H34ZM67 252V251H66ZM93 252H94V250H93ZM97 252V251H96ZM100 252V251H99ZM154 252V251H153ZM152 252V253H153ZM170 253H171V251H169ZM168 252V253H169ZM173 252V251H172ZM175 252V251H174ZM180 252V251H179ZM229 252V251H228ZM236 252V251H235ZM253 252H255V251H253ZM258 252V251H257ZM62 253H64V252H62ZM83 253H85V251L83 252ZM90 253V252H89ZM117 253V252H116ZM115 253V257H117L118 255ZM128 253V252H127ZM137 253V252H136ZM149 253V252H148ZM166 253V252H165ZM168 253H166V254H168ZM178 253V252H177ZM183 253V252H182ZM200 253V252H199ZM208 253V252H207ZM215 253H216V249H215ZM221 253V252H220ZM229 253H231V251L229 252ZM234 253V252H233ZM237 253V252H236ZM235 253V254H236ZM241 253V252H240ZM38 254V253H37ZM72 254V253H71ZM79 254V253H78ZM82 254V253H81ZM106 254V253H105ZM113 254H114V252H113ZM125 254H126V252H125ZM132 254H133V252H132ZM141 253H139V255H140ZM210 254V253H209ZM218 254V253H217ZM216 254V255H217ZM243 254L242 255H238V256H236L235 258L236 259H231L232 261L230 262V264H242V261H244L243 260ZM252 254V253H251ZM251 254H250V256H251ZM260 254V252L259 253H257V255H259ZM31 255H33V254H31ZM58 255V254H57ZM91 255V254H90ZM117 255V256H116ZM148 254H146L145 256L146 257H148L147 256ZM153 255V254H152ZM152 255H151V257H152ZM165 255V254H164ZM174 255V254H173ZM213 255V253L211 254V256ZM219 255H221L222 256V254H218V256ZM223 255H225V254H223ZM228 254H226V256H227ZM234 255V254H233ZM232 255V256H233ZM245 255H249V252H248V254L246 253ZM244 255V256H245ZM254 255V254H253ZM253 255L251 256V257H253ZM69 256V255H68ZM67 256V257H68ZM73 256H74V254H73ZM76 256V255H75ZM95 256V255H94ZM106 256V255H105ZM124 256V255H123ZM136 256V255H135ZM143 257H144V255H142ZM163 256V255H162ZM179 256V255H178ZM188 256V255H187ZM193 256V255H192ZM191 256V257H192ZM195 256H196V254H195ZM197 256H198V253H197ZM204 256V255H203ZM206 256H208V255H206ZM215 256V255H214ZM213 256V257H214ZM218 256H215V259H216V257H218ZM229 256H231V254L229 255ZM231 256V257H232ZM235 256V255H234ZM255 256H256V254H255ZM260 256V255H259ZM36 257V258H37ZM80 256L78 255V258H79ZM83 257V256H82ZM88 257V256H87ZM119 257V256H118ZM125 257V256H124ZM140 257V256H139ZM143 257H142V260L139 262V263H137L138 261H136V263H134L132 260V262H133V264H147L148 262H149V259H151L150 257H149V259H147V258H144L143 259ZM154 257V256H153ZM159 257V256H158ZM165 257H166V255H165ZM164 257V258H165ZM168 257V256H167ZM170 257V256H169ZM172 257V256H171ZM171 257L169 258L170 260H171ZM177 257V256H176ZM190 257V256H189ZM190 257V258H191ZM213 257H212V259H213ZM225 258V256H222V259H224ZM250 257V258H251ZM261 257H263L262 256V254H261ZM63 258H66L65 256L63 257ZM86 258V257H85ZM92 258H93V256H92ZM95 258V257H94ZM126 258V257H125ZM128 258V257H127ZM130 258V257H129ZM135 258V257H134ZM138 258V257H137ZM155 258V257H154ZM153 258V259H154ZM163 258V259H164ZM174 258V257H173ZM182 258V257H181ZM190 258L187 260L188 261V263H189V260H190ZM201 258V257H200ZM203 258V257H202ZM230 258V257H229ZM247 258V257H246ZM256 258V257H255ZM257 258H258V256H257ZM256 258V259H257ZM57 259V258H56ZM73 259V258H72ZM111 259H113V258H111ZM133 259V258H132ZM139 259H141V257L139 258ZM161 259H162V257H161ZM186 259V258H185ZM195 259V258H194ZM204 259V258H203ZM211 259V260H212ZM219 259V258H218ZM221 259V258H220ZM221 259V260H222ZM245 259V258H244ZM264 259V258H263ZM65 260V259H64ZM79 260V259H78ZM102 260V259H101ZM107 260V259H106ZM123 260V259H122ZM135 260H137V259H135ZM197 260V259H196ZM199 260V259H198ZM201 260V259H200ZM205 260V259H204ZM220 260V261H221ZM227 259L225 258V261H226ZM230 260V259H229ZM261 260V261H260ZM82 261V260H81ZM126 261V260H125ZM129 262H131L130 261V259L128 260ZM151 261V260H150ZM153 261V260H152ZM160 260H157V262H159ZM162 261H164V260H162ZM168 261V260H167ZM166 261V258H165V262L164 263H166L167 262ZM172 262H174L173 260H171ZM171 261H169L168 263H170ZM176 261V260H175ZM178 261V260H177ZM181 261V263H179V264H183V261L182 260H180L179 259V261L178 262H180ZM185 261V260H184ZM203 261V260H202ZM207 261H208V259H207ZM215 261H217V260H215ZM215 261H213V262H215ZM220 261H218V262H220ZM228 261V260H227ZM247 261V260H246ZM245 261V262H246ZM53 262V263H52ZM69 262V261H68ZM71 262V261H70ZM105 262V261H104ZM128 262V263H129ZM156 262V259H155V261L153 262V263H155ZM171 262V263H172ZM186 262V261H185ZM194 262V261H193ZM224 262V260L222 261V263ZM248 262H254V261H249V258H248V261H247V263ZM258 262V261H257ZM256 262V263H257ZM259 262H260V264H261V262H263V260H262V258H259ZM84 263V262H83ZM108 263H110L109 261H108ZM152 263V262H151ZM152 263V264H153ZM175 263V262H174ZM187 263V264H188ZM209 263H210V258H209ZM208 263V264H209ZM222 263H219V264H222ZM225 264L227 263V262H224ZM223 263V264H224ZM57 264V263H56ZM73 264V263H72ZM107 264V263H106ZM114 264V263H113ZM122 264V263H121ZM127 264V263H126ZM131 264V263H130ZM157 264V263H156ZM163 264V263H162ZM167 264V263H166ZM173 264V263H172ZM190 264V263H189ZM192 264V263H191ZM194 264V263H193ZM200 264V263H199ZM206 264H207V262H206ZM214 264H216V262L214 263ZM218 264V263H217ZM259 264V263H258ZM264 264V263H263Z\"/></svg>",
  "mask_w": 264,
  "mask_h": 264
}]
</instances>
